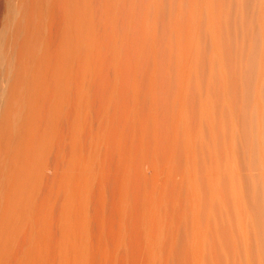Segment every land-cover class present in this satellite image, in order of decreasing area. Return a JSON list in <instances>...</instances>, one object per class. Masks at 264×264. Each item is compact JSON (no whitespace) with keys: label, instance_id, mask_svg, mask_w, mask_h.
Listing matches in <instances>:
<instances>
[{"label":"rangeland","instance_id":"1","mask_svg":"<svg viewBox=\"0 0 264 264\" xmlns=\"http://www.w3.org/2000/svg\"><path fill=\"white\" fill-rule=\"evenodd\" d=\"M25 1H26V3L25 2H24L25 4L23 3L24 6L26 4L28 5V1H29V4L34 3L33 0H25ZM40 1H42V0H36L34 3V5L36 4L35 5L36 8L33 9L35 12H36L37 7H40L41 11H45V10L51 11V9H47L48 4H50V6L48 8H51V6L54 3H56L58 5V6L57 5L54 6L55 8H53L55 10V12H56V7L58 8L59 6H61V7H59V8H61V10H63L62 7L66 8L63 11V14L61 12H59L62 15L61 17L57 16V15H60L58 13V11L56 13L54 12V14L52 12L49 13V11L48 12L45 11L46 13H49V14L52 13L54 15V17L57 14L56 15L58 17L57 19H60V21L54 20V18L51 16L52 19L54 20V22L56 21L55 22L56 25H54L55 23L48 20L49 22L53 23V24L51 23V26L54 25V27H51V28H48V25H46V22H44V23L41 22V16H45V17L47 16L51 20V17L48 16V14H45V12L39 13V12H41L40 9H37V10H39L38 13L41 16H38L35 12H31V14L32 13H35V14L30 15V18H32V17L37 18V20L39 21V22H36L37 26L35 25V21H34V24L33 23H31V24L35 25L38 30H39L38 25H39V27H42V29H43L42 25L44 24V26L48 28V33H45V34H48V35L50 33L52 34V32H54L53 30H55V32L53 34V35H55L54 36L55 40H56V37L57 38L59 37L61 40L62 39L61 36L64 35V37H65V32L68 31L67 29L69 27V24L66 20L65 21L67 22V24L66 23L64 24V22H65L64 19L69 14L70 8H71L70 9L71 13L68 16L69 19H70V16H73L74 19L77 17H80V14H81V17L77 18L79 20L77 21V19H76L77 22H75V23L79 24V25L77 24L79 26V30L77 32H73V34H71L72 31H74V30L76 31V29H78V26L75 24L77 26V28H74V30H72L73 28L71 29V27L74 25L72 23H70V25L71 24L72 25L69 28L72 31L71 32L69 31L70 35L68 34V32L66 33V34H68V37L71 38V39L68 38L70 40L69 42L71 45L70 49H69V51H67V53H66L67 49L65 50L66 54H68V52L70 53L68 55L69 57L65 58L66 55L65 56L63 55V57L65 58V63H68L67 64V66H68L67 74L64 73V72H66L65 70L60 72V73L57 72V74L59 73L60 75L61 74L67 75L65 77L66 80H64L66 86H64L62 88L63 96H61L60 100H57L55 102V105H51L54 103L51 100H50L51 103L48 101L50 103L51 107L53 108V106H54V108H55L53 111V115L51 112L50 113L48 112L51 108H49V110H46L47 113H49L48 114L49 118L51 117V120L49 122L47 120V122L50 123V125L47 123H44L46 121L45 119H44L45 121L42 120L44 122H42L40 120L37 121L38 124L42 125L43 127L45 126V128H44V130L46 129L45 131H47V129L49 128V130H48L49 136H47L46 132H44L42 130H38V128H37L38 126L36 125V123L34 126H31L32 122L30 125L28 124L29 127H32V132H35L34 129L37 128L38 132L41 131V132H43L44 135L46 134L45 136L43 135L44 139H47V137H49V138L47 141L45 140L46 144H45L44 148L42 145H40L42 147L41 148L42 150H39L40 148L37 149L38 146L36 147L37 151L39 150L38 154L35 152L36 150L35 151L33 150L34 151L33 153H36V154H32L33 157L32 156L31 157L37 158V159L39 158V159L38 160L36 159L38 162H35V159H34V163L32 162L33 159H31V162L33 164L37 163V165H35L34 169H32L34 165L32 166V168H30L33 170L32 173L31 174L29 173L30 175L28 174L29 175V176L27 175L28 177L22 176L24 174V172H23V174H21L22 171L20 173L21 174L20 176L23 178L27 177V178H25L27 180L30 177L28 185L26 184L28 181H25V179H24V181L21 180L23 182H26L24 184H23V182L20 181L21 185L23 184V186L25 187V188L23 187L24 189H22V194H24V193H27V194L22 195L20 193L19 187H17L18 189H15L16 188L15 187L14 189L13 188L11 189V193L9 196L15 195L16 193L13 194L14 193L13 191L19 190V193L22 196V199L20 198L21 196L18 194L17 195L19 197L18 198L19 200H17V199H15L16 201L10 200V199H14L15 196L14 197L12 196L13 198L7 197V199H6L4 192H1V191H4L3 189L5 188L6 192L7 191L10 192L9 189L11 188L13 181L11 179H9L10 176L9 177L7 176L8 179H5V180H3L5 175H4V177L0 176V177H2V179L0 178L1 185H3V186L5 185V184H2L3 182H1V181H4V183L6 182L8 184L7 186H4V187L3 186L1 187V185H0V187L2 188V190L0 189L1 190L0 191L1 192V194H0V226H2L4 223L6 226H8L6 228L4 225L6 230H5V228L3 229L1 227V232L3 229L4 234L0 233V247L2 246V248L0 249V264H12V263L14 264V260H16L18 256L20 258V264H32V263L33 264H70V261L72 262V264H76V262H77V264H82V263L83 264H109L110 261L112 262L113 260H114L113 263L116 262L115 260L118 258V256L116 254L121 253V251L124 253V255H129L127 253L128 251L126 250V247H128V246H126V247L123 246V247H125L124 249L122 248V246L119 247L118 246L119 241H116V240L113 241V238L116 239L118 236L120 237V234H118V236L116 235L117 234L116 232L118 231L119 228L117 229L115 227H116V225H118V223L120 221L121 225H120V223H119V225L121 228V226H122L121 220H123V218L125 220V217H127V215H130L133 205L135 207L133 208V211H132L133 214L130 215L131 216L130 220L133 216H136L139 211L143 210L144 206H140L142 208V210L138 211V207L142 202L139 200L138 203H135L137 205H135L134 202H137V201L133 202L131 200L132 196L130 195V192H128L129 188H132V190L135 191L134 193H136V191L140 192L141 191L140 188L138 189L137 187L139 186L138 184H140L141 182H142L141 188H142L143 193H144V195H142V197H145L144 198V201H145L144 204L147 205V206L145 205L147 207V209L143 210L142 213L144 212L147 214H145V215L141 214L140 215L142 218L145 216V219L144 218L142 219L143 221L140 219L142 223L139 222L142 225V230H140L141 236H137L136 234H134L135 232L130 233V234H132V235L134 234L137 237L138 242H139V238H140L141 241L139 243L142 244V247H138V246H140L139 243H138V246L136 245L137 243L135 244L136 239H134V238L131 239V237H133L134 235L131 237L129 236L131 240H129L126 233H125V236L122 237L123 239L124 238L126 239V236H127V239L129 240L128 243L129 244L132 243L131 248H132V245L134 244L135 247L138 249V251H140V249L142 250V251H140L141 253L139 254V257H137L136 261L137 260L138 261H137V263L135 262V264H173V263L174 264H198V263H200V264L201 263L202 264H209V263L210 264H264V151H263L264 150V115H263L264 114V6H263L264 0H115V1L114 0H97V1L96 0H75L76 2L79 1V4H77V6L79 7L78 10H80V9L82 10V11L81 10L80 11L74 10L75 12L71 11L74 9V8L72 9V5H73V7H75L74 4H76L73 0H72L73 2H71V4L65 3V4H67L66 6L71 5V7L68 6L69 8L64 6V2L61 3L62 0H51V1L48 0L49 2L45 1L44 7L41 5L40 6L38 5L40 3ZM19 2H21V0L20 1L19 0H0V48H1L0 51H2L3 55H8V60L12 61V63H11L12 65L14 64L13 67H10V68L14 69V67H15L14 71L16 70V72L18 73V77L20 76V73H21L20 71H23L22 72L23 74H21V76H20V77H22V75L25 76L24 68H26L28 66V64H30L32 62L30 60L31 62H28V64H27V61L30 58L29 55L30 54L32 55V53L34 52V50L30 51L31 47L29 50L30 53L27 51L29 49L28 48L29 43L31 42L30 45L32 46V49L34 47H36V49H37L36 55H38V53H40V51H38V48H41V46L39 47L40 41H38L39 43L36 45L34 43H37V41L35 42V40H34V43L32 45L33 40L29 41V39H27L29 37L32 38V36L36 30V27L31 25V24H30L31 26L35 27L34 30L32 29L33 27L31 28V30H33L32 34L31 33L29 34L31 36H28L27 35L28 33L25 32L26 35H24V37H27L25 40L22 39L23 36H22V38L19 36L21 39H19V37L15 38L16 36H18L17 33L19 32V29L21 27H24V29H27L29 27V23L31 22L28 19L25 21L24 19H21L17 15L21 20H24L26 22V24H27V22H29L28 25H23L24 24V23L22 24L23 21H21L19 18H16L17 16L14 17L15 14L17 13V10H18L16 7H17V5H20ZM65 2H69V1L65 0ZM72 3H74V4H72ZM40 4L43 5L42 2ZM21 6H22V8H24L22 3H21ZM32 7H33V5H32ZM22 8H21V10H22ZM25 8L27 10H24ZM25 8L23 9V11L24 12L26 11L28 13L29 11H28L27 6ZM59 8H58V10L61 11ZM53 9H52V11H53ZM75 9H77V7H75ZM12 11H14L16 13L13 14ZM19 11H20V9H19ZM78 12H79V16H78ZM27 13L25 15V14H23V12L20 11V13H18V14L19 15L21 14V17H22V14L27 16ZM11 14L13 15L11 17H14L13 22H15V25H17L18 32L15 29L16 27H14V26L10 27V25H9L10 28L8 29V24L5 23V22H7L6 21L7 17ZM43 14H45V15H43ZM25 16L23 18L26 19L27 17H25ZM96 18H97V20L93 21ZM17 19L21 22L16 24L15 20H17ZM9 20L10 19L8 17V21ZM34 20H36V19H34ZM104 20H106V21H104ZM149 20H150V23H149ZM57 21H58V23H57ZM68 21H70V20H68ZM49 22H48V24H49ZM59 22H63V23H60V24H63V26L60 25ZM109 22H111V23H109ZM4 24H6V26H7L6 28L8 31L6 30V28L4 29V27H5ZM13 24L14 23H12V25ZM19 26H21V27L19 28ZM25 26H27V27H25ZM76 26H74V27H76ZM30 27H29V29H30ZM59 27L62 28L60 31L57 30V29H59ZM162 27H164V28H162ZM49 29H50V31H49ZM4 30H5V33H4V37H3L2 35H3ZM46 30H44V31L40 30V31H42L41 33H43V35H44L43 37H47V35L45 36V34H44V32H46ZM51 30H52V32H51ZM24 31H26V30H24ZM181 31H184V33ZM36 32L38 33L39 31H36ZM150 32H151V34H150ZM21 33L19 32V35ZM61 33H62V35H61ZM75 33L78 35H76ZM12 34H13V36H12ZM51 34L49 36H52ZM34 35L36 36V34H34ZM115 35H116V37H115ZM96 36H97V38H96ZM160 36H162V37H160ZM36 37H38V36H36ZM39 37L43 38L42 36H39ZM2 38H4V39H2ZM50 38L52 39V37H49V40L51 41V44L49 43L50 45H52V43H57L56 41L53 42V39L51 40ZM59 38L57 39L59 43L55 44V45L53 44V46H50V48H48L47 45L44 44V43H46V40L44 43L41 42L40 45L44 44L48 48V50L50 51V55L52 56V54L57 51V47H58V49L60 48L59 44L61 43V41H59ZM34 39H36V38H34ZM44 39H47V38H43V40L42 39L41 40L44 41ZM68 39L66 37L67 42H68ZM11 40H13V41H11ZM22 40L25 41L26 44L28 43V45H26V46L23 45L24 46L23 50H25V47H27V49L25 50V52L22 51L23 52L22 58L21 57L18 58V56H17L18 54L17 55L15 54V56H16V58H15V57H13L14 56L13 54L16 53V46L18 45V42H21V43H19L20 47H21V44H24V43H22ZM26 40H28V41H26ZM36 40H39V38H37ZM181 41H183V42L180 43ZM88 43H89V45H88ZM98 43H100V45ZM167 43H169V45ZM62 44L64 45V41ZM67 44L69 45V43H67ZM44 45H43V47H45ZM63 45H62V47L64 48V46L66 44L64 46ZM68 45H66V46H68ZM23 46H22V48H23ZM37 46H38V48H37ZM152 46H154V48ZM22 48H21V50H22ZM55 49H56V51L54 52ZM161 49H162V51H161ZM61 50H62V48H61ZM63 50H62V52H63ZM17 52L20 53V50H17ZM35 52H34L33 56L35 55ZM57 52H60V51H57ZM62 52H61V54H62ZM79 52H81V53H79ZM136 52H138V53H136ZM25 53H26V56H24ZM65 53H63V54H65ZM189 53H190V55H189ZM27 54H28V59H25V57L27 58ZM42 54H43V51H42ZM45 54L48 55L49 53L48 54L45 53ZM133 54H134V56H133ZM55 55H58V53ZM97 55H99V56H97ZM10 56L13 58V60L11 58L9 59ZM39 56H40V54H39ZM32 57L30 59H32ZM4 58L5 59H3V60H7L6 56ZM182 58H184L185 61ZM0 59H1V55H0ZM19 59L27 60V61L22 60V62L24 61L23 64L26 63V66H24V65L21 66L22 64H20V63H22V62ZM35 59H37V61L35 60V64H36V62H38V64L40 65L41 62H43L41 60L38 61V56H36ZM44 59H42V60H44ZM56 60H55V62H56ZM127 61L131 62V63L128 64ZM7 62H6L8 65L7 67H6V64L5 63L4 64H5V67L8 68V73H9L11 70L9 68L10 63H9V61H7ZM52 62H54V61H52ZM124 62L126 64H124ZM59 63H58V65H60ZM65 63L61 64V65H63L62 68L63 67L66 68ZM80 63H82V64H80ZM104 63H105V65H104ZM191 63H192V65H191ZM35 64L34 65L31 64V66H33L32 69H34V68L37 69V67H35ZM44 65H41V67L38 66L40 68L39 69L40 72L39 71L38 72L41 73V75H42V70H43L42 67ZM53 65H54V63H53ZM61 65L59 67V70L61 68ZM0 66H3V65H0ZM76 66L79 68H77ZM142 66H144V67H142ZM20 68H22V69H20ZM48 68H46V69H48ZM56 68L54 70H58V67H56ZM125 68L128 69L127 72L126 71L123 72V70ZM28 69H27L28 71H26V73L31 72L32 69L30 68V65L28 66ZM36 69H34V70H36ZM74 69H75V71H74ZM103 69H105V70H103ZM84 70H85V72H84ZM152 70H154L155 72ZM1 71H2V73L0 74L1 77L3 75V77L5 78L6 75L10 74L9 73V74L5 75L3 72V69H1ZM51 71H52V69H51ZM88 71H89V74H88ZM5 72H7V70ZM55 72L56 71H54V73ZM113 72L115 73V75ZM124 73H125V77H122V75H124ZM12 74H13V78H14V73H12ZM29 74L30 73L26 74V77L28 78V80H27V78H26V80H24L25 78H19V80L23 79L24 81H26V83L28 81H30V84H31L32 80H34V78L32 77L34 75H32L31 76L32 78H31V77H29ZM31 74H34V72L32 71ZM38 74H36V75L38 76ZM50 74H51V72L49 73V75ZM55 74H54V76H55ZM98 74H99V76H98ZM41 75L39 77H41ZM58 75H57V78H55L57 82H58V80H57ZM42 76L44 77V75H42ZM1 77H0V80H1ZM18 77H17V81H18ZM39 77L37 78V80L40 79ZM61 77L64 78L63 76H61ZM75 77H77V78H75ZM4 78H3V80H4L3 83H5V81H6V78L5 79ZM29 78H31L32 80H29ZM62 78H61V80L63 81ZM10 79H9V76H7L8 81L5 84H8ZM12 79L10 81H12ZM44 79H45V77H44ZM125 79H127V81ZM40 80H43V79H40ZM61 80L59 78L60 82H62ZM14 81H15V78H14ZM14 81H12L13 86H14ZM35 81H33V86L31 85V87L35 90H33L31 88V90H33V91L31 94H28V97H30L29 95H32L34 91H36V93L38 92L39 94L41 93V91H40L41 86L39 87L40 90L36 89L37 84L35 85V83H36ZM44 81L45 80H43V82ZM171 81H173V82H171ZM1 82L2 81H0V86L2 85L3 87H2V89L0 88V91H2L4 86H5V84H3ZM20 83H21V81H20ZM49 83L51 85H53L54 82L53 83L49 82ZM59 83H56V84H59ZM63 83L59 84V85L63 86ZM73 83L76 86H74ZM106 83H107V85H106ZM18 84L19 83L17 82L16 86ZM190 84L192 87L190 86ZM9 85H10V83L7 86V87H9L8 91L10 90ZM23 85H24V83H22V86ZM27 85H25V88L27 86V88L29 89V84L27 83ZM34 85H35V87H34ZM39 85L40 84L38 83V86ZM42 85H44V83ZM87 85H89V86H87ZM90 85H92V86H90ZM162 85H163V87H162ZM58 86H55L56 89H54V90H57ZM60 86H59V88H60ZM95 86H97V87H95ZM51 87L47 86L46 88H50V90H51L52 89ZM13 88H15V87H12L11 91H13ZM20 88H21V86H20ZM46 88H45V90H46ZM149 88H151V89H149ZM191 89H192V91H191ZM18 90L21 91L19 88H18ZM42 90H44V89H42ZM54 90H52V91H54ZM110 90L112 92H110ZM26 91H24V93H22V94L24 95ZM48 91H49V89H48ZM52 91H49V92H52ZM60 91H59V93H60ZM89 91H90V93H89ZM21 92H23V91H21ZM9 93H10V91L8 92V95H9ZM27 93L28 92H26V94ZM57 93H58V90H57ZM57 93H55V95ZM6 94L7 93L5 92L3 94V96H1V92H0V99H1V97L7 96ZM22 94L20 95L17 93V97L20 98L19 96H22ZM42 94H43V91H42ZM33 95H35V97H37L36 96L37 94H33ZM44 95H45V93H44ZM60 95H62V93ZM52 96L53 95H51V97ZM151 96H152V98H151ZM35 97H34V99H33V97L31 99H28L27 97L26 98L29 100V102L32 103V102H34V100L38 101V100H36L37 98H35ZM41 97L43 98L44 96H41ZM72 97H73V99H72ZM89 97H91V98H89ZM130 97H132V98H130ZM167 97H169V98H167ZM5 98H4V100H5ZM11 98H13V97H11ZM23 98H24V96L21 98L22 101L24 100L25 103L27 104L28 100L23 99ZM53 98H54V96H53ZM53 98H52V100L54 101L55 99H53ZM32 99H33V101H32ZM46 99H48V98H46ZM46 99H44V101ZM94 99H96V100H94ZM4 100H1V101H3V103L0 102L1 105L4 104L5 101H7V100H5V101ZM151 100L152 101L154 100V101L152 102ZM10 101L8 103H10ZM19 101H21V100L19 99L18 102ZM29 102H28V104H29ZM45 102H46V104L44 102H42V103L47 105L48 104L47 101H45ZM184 102L186 103V105H184L185 104ZM215 102H216V104H215ZM19 103L17 104V106L23 105L22 107L24 108L25 104L23 103V104L19 105ZM31 103H30V105H31ZM95 103L99 108L94 105ZM114 103H115V105H114ZM176 103H178V104H176ZM194 103L196 104V106ZM14 104L10 103V105L8 106L10 109V112H12L11 110L13 109L12 114L14 113V110H16V108L17 109L19 108L17 106H16V108H12L13 106L16 105V104L15 105ZM28 104H27L28 107H26L27 110L29 108H31L30 105H28ZM34 104H35V102H34ZM150 104H151V106H150ZM1 107L2 106H0V109H1ZM22 107H21V109L23 111H21L20 108L19 109H20L21 115L24 117L25 116L24 114H26L27 110L24 113L25 109H23ZM42 107L44 109V106H42ZM47 107H49V104L47 105ZM47 107L45 109H48ZM144 107H145V109H144ZM3 108L6 109L5 107H3ZM36 108H39V106ZM106 110H107V112H106ZM183 110H184V112H183ZM29 111H28V113H29ZM32 111H30V113L32 115H30V113L29 114L27 113V116L30 115V116L34 117ZM46 111H45V113H46ZM37 112H38V109H37ZM9 113L5 112V114H3V111H0V115H1L0 116V125H1L0 129L4 125H5L4 128H6V126L8 125V131L6 129H1L3 131L4 130L7 131L6 133L5 132L2 133V135L7 136L6 137L7 139L12 135V133H15L13 131H15V127H16V125L14 124L13 129L11 131H9L10 122L12 124L14 123L13 119H11V118H10V120L9 119L5 120V119H7V118H5L6 115ZM12 114H10V115H12ZM10 115H7V117H9ZM2 116L4 117V119L2 118ZM46 116H47V114H46ZM46 116H44V117L46 118ZM10 117H12V116H10ZM62 117H64V118H62ZM30 118H29V121L32 120V118L31 119ZM35 118H37V117H35ZM24 119L26 120V116ZM4 122H6V123L8 122L9 124L8 123L6 124ZM20 122H21V126L19 124ZM20 122L19 123L15 122L19 126V128L17 127L18 130H21V127L24 128V130H25V126L22 125L23 121L21 120ZM24 122H26V121H24ZM25 124L27 125V123H25ZM33 124H34V122H33ZM186 124H189V125H186ZM199 124H201V125H199ZM227 125H229V126H227ZM35 126H37V127H35ZM93 126H94V128H93ZM33 127H35V128L33 129ZM41 127L39 129H41ZM43 127H42V129H43ZM68 128L71 130H68ZM186 128H187V130H186ZM91 129H93V130H91ZM192 129H194V130H192ZM191 130H192V132H191ZM205 130H206V132H205ZM59 131L61 133L63 132L62 135ZM188 131H190L191 134ZM8 132H11L8 134L9 137L7 135ZM22 132H21V134H22ZM41 132L39 133L40 135L38 134L39 137H41ZM88 133H89V135H88ZM194 133H196V134H194ZM227 133H228V135H227ZM35 134H37V132ZM67 134H68V136H67ZM30 135H31V133H30ZM32 135H34V134H32ZM191 135H193V136H191ZM222 135H223V137H222ZM240 135H241V137H240ZM0 136H1V134H0ZM12 136L9 139L15 138V139H12V141L14 142V140H16V137H15V135L13 137ZM22 136L24 137V135L22 134L19 136V139L20 138L22 139ZM26 136H29V135L26 134ZM178 136H180V137H178ZM186 136L188 138H186ZM29 137L31 138V136H29ZM35 137L31 138V139H35ZM39 137H37V138H39ZM1 138H2V140H4V137H1ZM6 138L4 141H2L0 139L1 142H4V144H8V143H5ZM25 138L22 139V142H23L22 145L23 146L21 147L22 149L19 148L20 151L21 150L23 151V149L25 151V148L30 146V145L28 146V143L30 144V142L24 141ZM28 138H26V139H28ZM43 138L42 139L40 138L42 140L41 144H43V141H44ZM36 139H35V141H36ZM218 139H220V140L218 141ZM7 141L9 142V140H7ZM12 141L10 140V142L12 143V146H13V144L15 146V143H13ZM20 141L21 140H18L17 142H19V144H20ZM28 141H31V140H28ZM37 141H38V139H37ZM171 142H172V144H171ZM193 142L195 143V145ZM132 143L133 144L136 143L137 145L134 144L136 146L131 148V149L134 151L137 148H139V152L138 151H136V152L140 155L139 156L137 155L138 159H136L137 156L134 157L133 159L129 158L130 161H128L126 159L129 163H131V165L129 166V164H128L129 167L128 166L127 167H128V169L132 168V170H130L132 172H133V169H135V167H136L137 171L136 172L134 171L135 174L137 172L139 173L138 167H140L139 169H140L141 175L138 176V174H136V176L139 178L137 179L136 184H133V185H131L132 182L130 183L127 180L128 179L127 177H129V175L127 177L124 175L125 176L124 181H126L125 184H127V186H125V188L126 187L128 188V191L126 193V197L124 198L125 201H124V200H122V197H121L123 195L122 193L124 190L122 191L121 187L118 188L116 186V183L114 182V181H116V173H118L117 170L120 169V164H116V163L119 160L118 158H120V156H119V155H121L120 152L123 150L122 148L125 147V144H126V148L128 149V152L125 154V156L126 157L128 155L133 156L131 153L132 151L130 149V145H127V144H132ZM2 144L3 143H0V150L2 147H5V145L3 146ZM46 145H48V146H46ZM78 145H79V147H78ZM16 146L18 149V145H16ZM99 146H100V148H99ZM139 146H141V147H139ZM227 146L229 149L227 148ZM9 147L11 148L10 145H9ZM9 147L8 148L5 147V148L10 149ZM15 147H14V149L12 148L14 151L16 150ZM5 148H3V149H5ZM59 148H61L62 150ZM83 148H85V149H83ZM140 148H141V150H140ZM192 148L195 150H193ZM7 149H5V150H7ZM12 149H10V151ZM33 149H35V147ZM144 149H146V150H144ZM13 150H12V153L14 152ZM19 150L16 151L17 155H18ZM31 150L29 149L30 152H31ZM216 150H218V151H216ZM224 150H225V152H224ZM10 151L7 150V152H10ZM40 151H41V153H40ZM198 151H200V152H198ZM2 152L7 153L4 150H2ZM30 152H27L25 157H28L31 154ZM12 153H10V155L13 156L14 154H12ZM16 153H15V155H16ZM28 153H30V154H28ZM175 153H177V154H175ZM214 153H215V155H214ZM1 154L0 155L2 157H3V155L5 156L4 160L9 161L13 165L16 164L15 165L16 167L20 166V164L17 165L18 164L17 162H19V160L17 161L16 159H14L12 157L14 159V161H13V160H11L12 158H10L11 156L7 157V155H5L3 153H1ZM39 154H41V155H39ZM160 154H161V158H160ZM157 155H158V157L156 158ZM199 155H200V157H199ZM125 156H124V158H126ZM2 157H1V159H2ZM9 158H10V160H8ZM65 158H66V160H65ZM18 159H19V157H18ZM108 159H109V161H107ZM4 160H2V161L0 160L3 163V164H0L1 166L4 165V163H5ZM15 160L17 162H15ZM21 160L23 161L22 162L23 165L26 162H28L27 159L25 161L24 159L21 158ZM134 160L136 162H133ZM110 161H112V162H110ZM10 163H7L9 165L8 168L5 166L6 164L4 165L6 167L7 171L10 168V165H11ZM56 164L58 166H56ZM107 164H108V166H107ZM211 164H212V166H211ZM29 165H28V167H29ZM86 165H88V166H86ZM90 165L92 167H90ZM126 165H127V162H126ZM188 165L191 168V169L189 168L190 171L188 170ZM199 165L200 166L202 165L203 167L201 166L202 167L201 168V167H199ZM1 166H0V168H1ZM4 166H2V167H4ZM80 166H81V168H80ZM114 166H115V168H114ZM141 166H142V168H141ZM5 167L3 168L4 170H5ZM16 167L13 168V166H12L13 171L16 169ZM22 167L23 166H21V168L20 167L19 168L23 170L24 167L23 168ZM28 167H26V168H28ZM122 167H124V166H122ZM206 167H207V169H206ZM113 168L115 169V171L112 172L113 175H115V178H114L115 180H113V175L111 173V171L114 170ZM117 168H119V169H117ZM150 169H152L153 172ZM1 170H2V168L0 169V171ZM6 170H5V173L7 172ZM19 171H16V172H19ZM29 171H31V170H28V172ZM26 172H27V169H26ZM121 172H120V174H121ZM123 172L125 173V170ZM134 172H133V174H134ZM187 172H189L190 175H188ZM212 172H214V173H212ZM3 173H4V171L0 175H3ZM164 173H165V175H164ZM6 174L7 175L11 174V176L13 175L12 172L6 173ZM61 174H62V176H61ZM127 174H129V173H127ZM149 174H150L151 178L149 177ZM14 175H16V174H14ZM209 175H211V176H209ZM16 176H19V175H16ZM119 176L120 175L117 174V180H118V178L120 179L121 176L120 177ZM165 176H167V178ZM194 176L196 178H194ZM21 177H19V178H21ZM157 177H158V179H155ZM187 177L189 178V180ZM103 178H106V179H103ZM13 179H14V177H13ZM99 179H100V181H99ZM133 179L134 178H131L132 181H133ZM8 181H9V183H8ZM63 181L65 182V184ZM92 181H94V183ZM103 181H105V183ZM121 181H123L122 177H121V180L118 182H121ZM20 182H19V180H17V183H20ZM86 182H90V183H86ZM68 183H70V184H68ZM100 183H101V185H100ZM114 183H115V185H114ZM178 184L180 187H178ZM18 185H16V186H18ZM45 185H47V186H45ZM75 186H77V187H75ZM79 186H81V187H79ZM87 186L89 187V189ZM113 186H115V188L117 187V189H119V190H117L118 193L116 192V189L113 188ZM134 186H136V188ZM59 187H62V188H59ZM105 187H107V188H105ZM217 187H218V189H217ZM32 188H33V190H32ZM123 188H124V184H123ZM28 189H29V191L30 190H32V191L29 192ZM201 189H202V191H201ZM23 190H24V192H23ZM26 191H28V192H26ZM35 191H37V192L35 193ZM79 192H81V193H79ZM119 192L122 195L119 194ZM60 193H62V194H60ZM143 193H139L138 198H140V194H143ZM199 193H200V195H199ZM211 193L213 194V196ZM189 194H190V196H189ZM115 195H117V197ZM3 196H4V199H3ZM103 198H105V199H103ZM115 198H117V199H115ZM134 198L137 199V197H134ZM213 199H215V200H213ZM189 200H191V201H189ZM192 200L194 201V203ZM199 200H201V201H199ZM185 201H187V202H185ZM4 202H7V204ZM9 202L10 203L13 202V204L9 205ZM86 202H88V203L86 204ZM114 202L117 205L115 204V206H114L113 205ZM189 202H191V203H189ZM202 202H203V204H201ZM239 203H240V205H239ZM84 204H85V206H84ZM144 204L142 203L141 205H144ZM41 205L43 206V208L41 207ZM3 206H5L6 207L5 209H7V210L9 208L13 207V209H11V210L9 209V211H7V214L9 212V216H6V214H5L6 211L3 208ZM160 206L162 209L160 208ZM191 206H193V207H191ZM120 207H121V209H120ZM146 207H144V208H146ZM128 208H129V210H128ZM201 208H204V209H201ZM2 209L5 212H2ZM119 210H121L123 212L122 216L119 214ZM230 211H231V213H230ZM182 212H184V213H182ZM205 213H207L208 215H205ZM46 215H47V217H46ZM95 215H97V216H95ZM99 215H101L102 218ZM116 215H117V217L121 216L120 219L117 217H114ZM92 216H94V217H92ZM209 216H210V218H209ZM81 218L83 219V221ZM89 218H91V219H89ZM193 218H195V219H193ZM232 218H233V221H232ZM127 219H129V218L127 217ZM134 219L136 220V218H134ZM187 219H188V221H187ZM1 220L3 223L1 222ZM89 220H91L92 223ZM130 220H128L129 223H130ZM183 220H184V222H183ZM199 220H200V222H199ZM7 221H9V224L7 223ZM99 221H101V222H99ZM128 221L126 220V223ZM50 222H53V223H50ZM170 222H172V223H170ZM1 223H2V225H1ZM85 223H87V224H85ZM109 223L110 224H112V223L116 224V225H113V224L109 225V226H113V229H114V231H116L115 232L116 234L114 233V231H111L112 229L109 230V226H108ZM126 223L124 221V224H126ZM134 223H136V222H134ZM48 224H50V225H48ZM207 224H208V226H207ZM51 225L52 226L55 225V226H53L51 229ZM131 225L129 226V224H128V228L129 227L131 228ZM232 225H233V227H232ZM45 226H47V227H45ZM56 226H57V228H56ZM95 226L96 227L98 226V227L94 228ZM136 226H138V224ZM78 228H80L81 230L80 229L78 230ZM91 229L95 233L94 232L92 233ZM122 229L124 232H128V231H125V227H123ZM198 229H200V230H198ZM221 229L223 232L221 231ZM4 230H5V232H4ZM76 230H77V232H76ZM233 230H234V232H233ZM79 231H80V233H79ZM90 231L92 234L90 233ZM104 231L107 233L109 231H111L116 236L114 237L111 232H109L107 234ZM88 232L90 233L89 234L90 236L88 235ZM136 232H137V230H136ZM72 233H74V234H72ZM97 233H98V235H97ZM48 234H50V235H48ZM110 234H112V235H110ZM197 234H200V235H197ZM219 234L222 236L220 237ZM225 234H227V235L225 236ZM122 235H124V234H122ZM153 235H155V236H153ZM209 235H211V237ZM77 236H78V238H77ZM111 236H113L112 239L110 238ZM197 236L199 239L196 238ZM25 237H26V239H24ZM47 237H48V239H47ZM106 237H107L108 241L105 240ZM191 237H193V238H191ZM118 238H117V240H118ZM223 238L225 240H223ZM20 239H21V241H20ZM76 239L79 241V244H78V241H76ZM99 239H101L100 242H99ZM109 239H111V240H109ZM128 240H126V241H128ZM200 240H201V242H200ZM32 241H34L35 243ZM75 241L77 242V244ZM115 241L117 244L113 243ZM223 241H225V242H223ZM91 242L94 244H92ZM107 242H109V243H107ZM122 242L120 244H122ZM212 242H213L214 247L212 245ZM80 243H81V245H80ZM112 243L117 245L115 247L116 250L113 248L115 250V252H113L114 250H112V247L115 246V245L113 246ZM197 243H199V244H197ZM25 244H26V246H25ZM215 244H217V245H215ZM104 245H105V247H104ZM124 245H128V244L125 243ZM46 246H48V247H46ZM74 246H75V248H74ZM89 246H91V247L89 248ZM92 246H93V248H92ZM234 247H235V249H234ZM35 248H36V250H35ZM156 248L158 251L156 250ZM195 248H197V249H195ZM230 248H231V250H230ZM55 249L56 250L58 249V250L56 251ZM98 249H100V251H98ZM102 249H103L104 253L102 252ZM133 249H135V248H133ZM16 250L20 251L19 255H17L19 251H17V253H16ZM211 250H213V251H211ZM116 251L118 253H116ZM124 251L126 252V254ZM39 252L41 253V256H40ZM44 252H45V254H44ZM130 252L134 253V251H130ZM182 252H183V254H182ZM199 252L201 254H199ZM123 253L118 254L119 257L123 256L121 258L122 261L120 260L121 263L117 259L119 261V264L131 263L132 260L127 261L126 260L127 258H126V256L124 258ZM14 254L17 256H14ZM92 254H94L95 256L94 255L92 256ZM105 254H107L106 255L107 257L104 256ZM110 254L113 255L112 257H114L115 259L110 258V256H111ZM135 254L138 255V253H135ZM75 255H77V257ZM96 255H98V256H96ZM130 255H131V253H130ZM136 255H133L132 257L134 258V256H136ZM193 256H194L195 260L193 259ZM87 257H89V258H87ZM186 257H187V259H186ZM213 257L215 259V262L213 260ZM93 258H94V260H93ZM129 258H131V257H128V259ZM237 258H239V259H237ZM37 260H38V262H37ZM100 260H102V261H100ZM134 260H133V262H134ZM205 260L209 261V262H206ZM46 261H47V263H46ZM91 261L93 263H91ZM15 262L17 263V261H15Z\"/></svg>","mask_w":264,"mask_h":264},{"label":"bare ground","instance_id":"2","mask_svg":"<svg viewBox=\"0 0 264 264\" xmlns=\"http://www.w3.org/2000/svg\"><path fill=\"white\" fill-rule=\"evenodd\" d=\"M19 1H20V0H19ZM33 1H34V3H35L36 0H33ZM45 1H46V2H49L48 0H42V1H40V3L42 2L43 5L40 4V3H39L38 5H39V6L41 5V6L44 7V5H45L44 2H45ZM50 1H51V0H50ZM67 1H69V2H65V0H64V1L62 0V2H61V1H60V2H61V3L64 2V6H66L67 4H65V3L71 4V2L74 1L76 4H74V3H72V4H74V6L77 7V9H75V7H73V5H72V9H73V8H74V9L71 10V11H74V10L80 11V10H81V9L78 10L79 7L77 6V4H79V1H78V2H76L75 0H73V1H72V0H67ZM96 1H97V0H96ZM114 1H115V0H114ZM24 2L26 3L25 0H23V1L21 0V2H19L20 5H17V7H16V8L18 9V10H17V13L14 12V11H12V12H13V14L16 13L14 17H16V16L18 15L21 19H24L25 21H26L27 19H28L29 21H31L30 23L27 22V24H26V22H25L24 20H21L18 16L16 17V18H19L21 21H23V22H22V24L24 23L23 25H28V23H29V27H30L31 25L34 24V21H35V25H36V22H39V21L37 20V18H33V17H32L33 19L30 18V15H33V14L36 13L38 16H41V15H39V13H42V12L44 13L45 11H47V12L49 11V13L52 12V13L54 14L55 10H54L53 8H55L54 6L57 5L56 3H54L53 5L51 4V5H52L51 8H48V7L50 6V4H48L47 9H51V11H50V10L41 11L40 7H37V9H40L41 12H39V10H37V9H36V12H35L33 9L36 8V6H35L36 4H35V5H34V3H33V4H29V1H28V5L26 4V5L24 6V4H25ZM80 2H81V1H80ZM21 3H22V5H23L24 8L27 6L28 11L30 12V13L28 12L29 14H28L26 11H25V12L23 11L24 8H22ZM23 3H24V4H23ZM96 4H97V3H96ZM134 4H135V3H134ZM150 4H151V3H150ZM263 4H264V3H263ZM32 5H33V7H32ZM116 5H117V4H116ZM148 5H149V4H148ZM19 6H20V7H19ZM28 6H29V7H28ZM30 6H31V7H30ZM57 6H58V5H57ZM68 6L71 7V5H68ZM68 6H66V7H68ZM132 6H133V5H132ZM155 6H156V5H155ZM263 6H264V5H263ZM43 7H42V8H43ZM59 7H61V6H59ZM59 7H58V8H59ZM69 7H68V8H69ZM81 7H82V6H81ZM120 7H121V6H120ZM141 7H142V6H141ZM150 7H151V6H150ZM21 8H22V10H21ZM31 8H32V9H31ZM58 8L56 7V12L58 11V13L61 12L62 14H63V11L66 9L65 7H62L63 10H61V8H59V9L61 10V11H59ZM84 8H85V7H84ZM126 8H127V7H126ZM19 9H20L21 12H23V14L26 15V13H27V16H25V15L22 14V17H21V14H20V15L18 14V13H20ZM52 9H53V11H52ZM70 9H71V8H70ZM70 9H69V14H68L67 17H65V19H64V21L66 20V21L68 22L69 27H71L72 24H73L74 26H76L78 23H75V22H77V21L79 20V19H77V18H80V17H81V14H80V17H77V18L74 19L73 16H70V19H69L68 16H69L70 13H71V12H70ZM86 9H87V8H86ZM103 9H104V8H103ZM108 9H109V8H108ZM114 9H115V8H114ZM127 9H128V8H127ZM153 9H154V8H153ZM156 9H157V8H156ZM24 10H27V9L25 8ZM32 10H33V11H32ZM110 10H111V9H110ZM115 10H116V9H115ZM18 11H19V12H18ZM77 11H76V12H77ZM81 11H82V10H81ZM121 11H122V10H121ZM125 11H126V10H125ZM153 11H154V10H153ZM5 12H6V11H5ZM12 12H11V13H12ZM31 12H35V13H32V14H31ZM38 12H39V13H38ZM56 12H55V13H56ZM74 12H75V11H74ZM84 12H85V11H84ZM122 12H123V11H122ZM129 12H130V11H129ZM129 12H128V13H129ZM49 13H46V12H45V14H48V16H50V17L52 16V17L54 18V20H58V21H60V19H57V18H58L57 16H60V17H61V16H62L61 13H59L60 15H57V14H56L57 16L55 15V17H54V15H53L52 13H51V14H49ZM80 13H81V12H80ZM132 13H133V12H132ZM142 13H143V12H142ZM153 13H154V12H153ZM156 13H157V12H156ZM197 13H198V12H197ZM45 14H43V15H45ZM117 14H118V13H117ZM122 14H123V13H122ZM96 15H97V14H96ZM98 15H99V14H98ZM101 15H102V14H101ZM11 16H13V15L11 14V15L8 16L9 19H10V20H11L12 18H13V19H12L11 21H10V20L8 21V17H7V20H6L7 22H5V23L8 24V29H9L11 26H14V27H16L15 29H16L17 32H18L17 25H15V22H13L14 17H11ZM24 16L27 17V18H26V19L23 18ZM78 16H79V12H78ZM88 16H89V15H88ZM132 16H133V15H132ZM134 16H135V15H134ZM139 16H140V15H139ZM46 17H47V16H46ZM46 17H45V16H41V22H43V23L46 22V25H48V28L54 27V25H56V23H55L56 21L54 22V20L52 19V17H51V20H50L48 17H47V18H46ZM71 17H72V18H71ZM123 17H124V16H123ZM16 18H15V19H16ZM29 18H30V19H29ZM44 18H45V19H44ZM66 18H67V19H66ZM88 18H89V17H88ZM34 19H36V20H34ZM42 19H43V20H42ZM73 19H74V20H73ZM76 19H77V21H76ZM124 19H125V18H124ZM127 19H128V18H127ZM132 19H133V18H132ZM138 19H139V18H138ZM44 20H45V21H44ZM48 20H49V21H52V22L55 23V24H54L53 26H51V23H52V22H49ZM68 20H70V21H68ZM71 20H72V21H71ZM96 20H97V18H96L95 20H93V21H96ZM114 20H115V19H114ZM139 20H140V19H139ZM141 20H142V19H141ZM153 20H154V19H153ZM228 20H229V19H228ZM15 21H16V24L19 23V22H21V21H19L18 19L15 20ZM32 21H33V22H32ZM47 21L49 22V24H48ZM58 21H57V23H58ZM66 21L64 22V24H65V23L67 24ZM104 21H106V20H104ZM130 21H131V20H130ZM10 22H11V23H10ZM126 22H127V21H126ZM154 22H155V21H154ZM9 23H10V24H9ZM12 23H14V24L12 25ZM31 23H33V24H31ZM53 23H52V24H53ZM60 23H63V22H59V24H60ZM70 23H72V24L70 25ZM109 23H111V22H109ZM149 23H150V20H149ZM166 23H167V22H166ZM6 24H4L5 27L3 26L4 29L7 27ZM20 24H21V23H20ZM22 24H21V25H22ZM30 24H31V25H30ZM38 24H39V23H38ZM59 24H58V25H59ZM75 24H76V25H75ZM97 24H98V23H97ZM102 24H103V23H102ZM141 24H142V23H141ZM225 24H226V23H225ZM9 25H10V27H9ZM18 25H19V24H18ZM23 25H22V26H23ZM35 25H33V26H35ZM60 25L63 26V24H60ZM78 25H79V24H78ZM78 25H77V26H78ZM80 25H81V24H80ZM33 26H31L30 29H29V27H28L27 29H24V27L19 26V28L21 27V28L19 29V32H20V33L22 32V33H21L22 35H21V34L19 35V32H18V33H17L18 36H16L15 38H17V37H19V36L22 38V36H23L22 39L25 40L27 37H24V35H26V33H28L27 35H28V36H31V35H29V34H30V33L32 34V31L35 29V27H36L37 25H36L35 27H33ZM40 26H41V25H40ZM42 26H43V29H42V27H39V25H38L39 30H38L37 27H36L35 33L33 32V33L36 34V36H38V37H36V36L33 34L32 38H31V37L27 38V39H29V41L33 40V41H32V45H33V43H34V40H35V42L37 41V43H34V44H36V45L39 43L38 41H40V44H41V42L44 43L45 40H46V43H44V44H46L48 48H50V46H53V44H54V45H55V44H58L59 42H58L57 39H58L59 37H58V38L56 37V40H55V37H54L55 35H53L54 32H55V30H53L54 32H52V30H51L52 34H51V33H50V34H51L52 36H49L50 34H49V35H48V34H45V33H48V28L45 27L44 24H43ZM62 26H61V27H62ZM74 26L71 27V29L73 28L72 30H74V28H77V26H76V27H74ZM110 26H111V25H110ZM192 26H193V25H192ZM215 26H216V25H215ZM25 27H27V26H25ZM32 27H33V28H32ZM44 27H45L47 30H46ZM69 27H68V29H67L68 31H67V30H66V31H67L68 34L70 35V32H71L72 30H71ZM166 27H167V26H166ZM180 27H181V26H180ZM183 27H184V26H183ZM22 28H23V29H22ZM31 28H32L33 30H31ZM80 28H81V27H80ZM116 28H117V27H116ZM162 28H164V27H162ZM13 29H14V28H13ZM61 29H62V28L59 27V29H57V30L60 31ZM69 29H70V30H69ZM134 29H135V28H134ZM147 29H148V28H147ZM180 29H181V28H180ZM182 29H183V28H182ZM6 30H7V28H6ZM22 30H23V31H22ZM24 30H26V31H24ZM28 30H29V31H28ZM40 30H42V31L46 30V32H44V34H45V36L47 35V37H43L44 35H43V33H41L42 31H40ZM57 30H56V31H57ZM78 30H79V26H78V29H76V31H75V30L72 31L71 34H73V32H77ZM106 30H107V29H106ZM135 30H136V29H135ZM141 30H142V29H141ZM193 30H194V29H193ZM7 31H8V30H7ZM36 31H39L40 33H39V32L37 33ZM49 31H50V29H49ZM59 31H58V32H59ZM69 31H70V32H69ZM97 31H98V30H97ZM147 31H148V30H147ZM25 32H26V33H25ZM61 32H62V31H61ZM67 32H65V37H64V35H63V36H61V38H62L61 40H60V38H59V41H61V43H60L61 45L59 44V47H60V48L58 49V47H57V51H60V52H57L56 49H55L54 52H55V51H56V52L53 53L52 56L50 55V51L48 50V48H47L44 44H43V45H44L45 47H43V45H40V44H39V47L41 46V48H38V46H37L38 51H40V53H38V55H36V53H37V49H36V47L33 46L34 48L32 49V46L30 45L31 42H30L29 45H28V43L26 44L25 41L22 40V43H24V44H21V47H20V44H19V43H21V42H18V45L16 46V53L13 54V55H14L13 57L16 58L15 54H16V55L18 54V55H17L18 58H20V57L22 58L23 52H25V50L27 49V47H25V50H23V49H24V46H23V45H25V46L28 45V46H29V47H28L29 49H28L27 51H28L29 53H30V51H32V50H34V52L36 51V52H35V55L38 56V61H39V60L43 61V62H41L40 65L38 64V62H36V64H35V60L37 61V59H35V58H36L35 55L33 56L34 52H33V53L31 52L32 55L30 54L31 56L29 55V57H30V58H31L32 56H33V57H32V59L29 58L28 61L25 60V59H28V54H27V58L25 57V59H19V60H21V62H22V60L27 61V64H28V62H31V61H32V62L35 64V67H37V69L34 68V69H36V70H34V69H32L33 66H31V64H32V65H34V64H33L32 62H31L30 64H28V66L30 65V68L32 69V70L30 69L31 72H28V73L31 74L32 71L34 72V74H31V75L29 74V77H31L32 75H34V76H32V77L34 78V80H32V79H31L32 77H31V78H29V80H32V83L30 84V81L27 82V83L29 84V89H30V90H31V88H32L31 85L33 86V81H35V80H36V81H35V82H36L35 85L37 84L36 89H39V87L41 86V87H40L41 90L39 89V90L41 91L40 94H39L38 92L36 93V91L33 92V94H37V95H36L37 97H35V95H33V94H32V95H29L30 97H28V94H31L32 91L35 90V89L32 88L33 90L30 91V90L27 88L28 85H27L26 81H24V80H26V78H27V77H26V74H28V73H26V71L29 70V69H28V66L26 67L28 70H27L26 68H24V70H25V72H24V73H25V76L22 75V77H20L21 74H23V73H22L23 71H20V70H19L21 73L19 72V73H20V76L18 77V73L16 72V70L14 71L15 67H14V69L10 68V67H13L14 64L12 65V64H11L12 61H11V60H8V55H3V54H2V51H0V52H1V53H0V55H1V59H0L1 62H0V65H3V66H0V67H1V68H0V71H1V69H3V72H4L5 75L10 73L9 75H6V76L4 75L5 78H6L5 83H7V81H8V80H7V76H9V79H10V78H11V79L13 78V74H12V73H14V78H15V81H14V78L12 79V81H14V86L12 85V84H13L12 81H10L11 79L9 80V83H10V85H9V86H10V90H9V91H10V93H9V95H8V92H9L8 89H9V87H7V86H8L9 83H8V84L3 83V82H4V80H3L4 77H3V75H2V77L0 76V77H1V80H0V81H2L1 83L5 84V86H4L3 90H2L3 92L0 91V92H1V96H3V94H4L5 92L7 93L6 95L8 96V97H7V96L1 97V99H0V102H1V103H3V101H1V100H4L5 97H6L5 100H7V101L4 100L5 103L2 104V105H1V103H0V106H2L1 109H2L3 107L6 108V109L3 108L4 110H3V109H2V110L0 109V111H3V114H5V112H8V113H9V112H10V109H9L8 106L10 105V103H13V104L15 103L16 105L14 104L15 106H13L12 108H16L17 104L20 102L19 105H20V104H23V103L25 104V105H24V108L22 107L23 105H20V106H17V107H19L20 109H21V107H22L23 109H25V110H24V113H25V111L27 110L26 107H28V106H27V104H28V102H29L28 99H31L32 97H33V99H34V97H35V98H37L36 100H38V101H35V100H34L35 104H34V102H32V103L29 102L28 105H30V103H31V105H30L31 108H29V109L27 110L26 114H24V115L26 116V120L24 119L25 116L23 117V116L21 115V113H20V109H19V108H18V109L16 108L17 111L14 110V113H13L14 115L12 114L13 109L11 110L12 112H10L9 114H7V115L12 114V115H10V116H12L13 118L10 117V116L7 117V115H6L5 118H7V119H5V120H8V119L10 120V118H11V119H13V122H14V123L12 124V123L9 121L11 125L7 122V123L9 124V126H10V127H9V128H10L9 131H11V130L13 129L14 124L16 125V127H15V131H13V132H15V133H12V135H13V136L15 135V137H16V140H14V142L12 141V139H15V138H11V139H9L12 135L9 137L8 134L11 133V132H8V133H7L8 137H9L8 139L6 138L7 136L2 135L3 132L6 133V132L8 131V125L6 126V128H4L5 125L1 128V129H6L7 131H5V130L3 131V130L0 129V130H1V131H0V132H1V133H0V134H1L0 139L2 140L1 137H4V140H5V138H6V141L9 140V142H8V141H7V142L5 141V143H8V144H4V142H1V140H0V143H3V144H2L3 146L5 145V147L8 148L9 145H10L11 148H10V147H9V148H10V149H12V148L14 149V147H15L16 145H18V149H17V146L15 147V148H16L15 151L12 149V150L14 151L13 153H12V150L10 151V149H7V148L1 146L2 148H1V150H0V154L3 153V154H5V155H7V157H10V156H11L10 158L13 157V158L16 159L17 161L19 160V162H17V161L15 160V162L18 163L17 165L20 164V166H17V167H16V166H15V165H16L15 163H14L15 165L11 164L9 161L4 160V157H5L4 155H3V157L1 156L2 154L0 155V160H1V161H2V160L5 161L4 165L6 164L5 166H6L7 168L9 167V165H8L7 163H10V164H11V165H10V168L8 169V171L6 170V167H5L4 165H2V166L5 167V170L7 171L6 173H11V172H12V174H13V173L15 172L14 174L19 175V176H16V175H14V174H13L12 176H11V174H10V175H7V174L5 173V170L3 169L4 167H2V166L0 165L1 168H2V170L0 171V174L4 171L3 175H0V176H3V177H4V175H5V177H6V178L4 177L3 180L8 179V177L10 176L9 179H11V180L13 181L12 186H11V188L9 189L10 192H8V191L6 192V191H5V190H6L5 188L3 189L4 191H1V190H2L1 187H2L3 185H1V183H0V185H1V187H0L1 190H0V191H1V192H4V194H5V196H6V199H7V197L13 198V197L15 196L14 199H10V198H9V199L12 200V201L15 200V199L19 200V199H18V198H19L18 195H20V193L22 194V189L25 188V187L23 186V184L26 183V182H23V181H24L25 178H27V177L32 173V171H33L32 169H34L35 165H37V163L33 164V163H34V159H35V162H38L37 160L39 159V158H38V159H37V158H32V157H33L32 154H36V153L38 154L39 150H42V149H41L42 147H41L40 145H42L43 148H44V146H45V144H46V143H45V140L47 141L48 138H49V137H47V139H44V138H43V135H44V134H43V132H41V131H40V132H41V137H39V135H40L39 133H40V132H38V130H42V131L46 132L47 136H49V133H48V132H49V131H48L49 128L47 129V131H45V130H46V129L44 130L45 126L43 127L42 125L38 124L37 121H39V120L42 121V120L45 119L46 121L44 120L45 122H44V121H42V122L47 123V124L50 125V123H48V122L51 120V117L49 118V115H48V114L51 112L52 115H53V111H54V109H55L54 106H53V108H52L51 105H55V102H56L57 100H60V99H61V96H63L62 88H63L64 86H66L64 80H66L65 77H66L67 75H65V74H67V69H68V66H67L68 63H65V58H66V57H67V58L69 57L68 55H69L70 53H69V52H68V54H66V53H67V51H69L70 46H71V45H70V42H69V41H70L69 39H71V38L68 37V34H66ZM82 32H83V31H82ZM181 32L184 33V31H181ZM191 32H192V31H191ZM4 33H5V30L3 31V35H2L3 37H4ZM56 33H57V32H56ZM56 33H55V34H56ZM92 33H93V32H92ZM120 33H121V32H120ZM17 34H16V35H17ZM40 34H41V35H40ZM75 34H76V33H75ZM150 34H151V32H150ZM154 34H155V33H154ZM61 35H62V33H61ZM76 35H78V34H76ZM217 35H218V34H217ZM12 36H13V34H12ZM39 36H42L43 38H47V39H44V41H42L43 38H41V37H39ZM48 36H49V37H52L53 42L56 41L57 43H52V45H50V44H51V41L49 40V37H48ZM59 36H60V35H59ZM188 36H189V35H188ZM20 37H19V39H21ZM53 37H54V38H53ZM66 37H67V39L69 38V39H68V42H67V40H66ZM100 37H101V36H100ZM113 37H114V36H113ZM115 37H116V35H115ZM122 37H123V36H122ZM140 37H141V36H140ZM156 37H157V36H156ZM160 37H162V36H160ZM34 38H36V39L39 38V40H36V39H34ZM40 38H41L42 40H41ZM96 38H97V36H96ZM108 38H109V37H108ZM182 38H183V37H182ZM2 39H4V38H2ZM50 39H51V38H50ZM52 39H51V40H52ZM64 39H65V40H64ZM83 39H84V38H83ZM100 39H101V38H100ZM102 39H103V38H102ZM114 39H115V38H114ZM157 39H158V38H157ZM186 39H187V38H186ZM189 39H190V38H189ZM95 40H96V39H95ZM155 40H156V39H155ZM11 41H13V40H11ZM26 41H28V40H26ZM63 41H64V45H65V44L68 45L67 43H69V45H68V46L65 45V46H66V47H65V46L62 44ZM110 41H111V40H110ZM121 41H122V40H121ZM189 41H190V40H189ZM71 42H72V41H71ZM176 42H177V41H176ZM182 42H183V41H181L180 43H182ZM191 42H192V41H191ZM47 43H48V44H47ZM49 43H50V44H49ZM77 43H78V42H77ZM105 43H106V42H105ZM109 43H110V42H109ZM126 43H127V42H126ZM1 44H2V43H1ZM98 44L100 45V43H98ZM110 44H111V43H110ZM149 44H150V43H149ZM151 44H152V43H151ZM167 44L169 45V43H167ZM167 44H166V45H167ZM178 44H179V43H178ZM62 45L64 46V48L62 47ZM73 45H74V44H73ZM78 45H79V44H78ZM83 45H84V44H83ZM86 45H87V44H86ZM88 45H89V43H88ZM101 45H102V44H101ZM103 45H104V44H103ZM155 45H156V44H155ZM13 46H14V45H13ZM22 46H23V48H22ZM104 46H105V45H104ZM161 46H162V45H161ZM176 46H177V45H176ZM182 46H183V45H182ZM11 47H12V46H11ZM30 47H31V50H30ZM68 47H69V48H68ZM76 47H77V46H76ZM78 47H79V46H78ZM101 47H102V46H101ZM145 47H146V46H145ZM152 47L154 48V46H152ZM191 47H192V46H191ZM21 48H22V50H21ZM46 48H47V49H46ZM61 48H62V50L64 49L63 52H62ZM111 48H112V47H111ZM125 48H126V47H125ZM133 48H134V47H133ZM166 48H167V47H166ZM181 48H182V47H181ZM0 49H1V48H0ZM12 49H13V48H12ZM35 49H36V50H35ZM66 49H67V50H66ZM97 49H98V48H97ZM101 49H102V48H101ZM109 49H110V48H109ZM128 49H129V48H128ZM140 49H141V48H140ZM189 49H190V48H189ZM17 50H20V53H21L22 51H23V52L20 54V53L17 52ZM29 50H30V51H29ZM47 50H48V51H47ZM65 50H66V53H65ZM136 50H137V49H136ZM150 50H151V49H150ZM164 50H165V49H164ZM172 50H173V49H172ZM27 51H26V52H27ZM42 51H43V54H44L46 57L42 54ZM46 51H47V52H46ZM143 51H144V50H143ZM152 51H153V50H152ZM161 51H162V49H161ZM181 51H182V50H181ZM11 52H12V51H11ZM28 52H27V53H28ZM61 52H62V54H61ZM132 52H133V51H132ZM141 52H142V51H141ZM182 52H183V51H182ZM194 52H195V51H194ZM45 53H47V54L49 53V54L46 55ZM57 53H58V55H55V54H57ZM59 53H60V54H59ZM63 53H65V54H63ZM79 53H81V52H79ZM106 53H107V52H106ZM114 53H115V52H114ZM114 53H113V54H114ZM116 53H117V52H116ZM122 53H123V52H122ZM136 53H138V52H136ZM178 53H179V52H178ZM39 54H40V56H39ZM71 54H72V53H71ZM120 54H121V53H120ZM141 54H142V53H141ZM152 54H153V53H152ZM163 54H164V53H163ZM171 54H172V53H171ZM20 55H21V56H20ZM63 55H64V56L66 55L65 58L63 57ZM103 55H104V54H103ZM147 55H148V54H147ZM179 55H180V54H179ZM189 55H190V53H189ZM5 56L7 57V60H3V59H5V58H4ZM24 56H26V53L24 54ZM61 56H62V57H61ZM81 56H82V55H81ZM85 56H86V55H85ZM87 56H88V55H87ZM97 56H99V55H97ZM133 56H134V54H133ZM138 56H139V55H138ZM181 56H182V55H181ZM48 57H49V58H48ZM54 57H55V58H54ZM59 57H60V58H59ZM129 57H130V56H129ZM144 57H145V56H144ZM151 57H152V56H151ZM182 57H183V56H182ZM187 57H188V56H187ZM209 57H210V56H209ZM10 58L13 60V58H12L11 56L9 57V59H10ZM33 58H34V59H33ZM44 58H45V59H44ZM62 58H63V59H62ZM82 58H83V57H82ZM121 58H122V57H121ZM42 59H44V60H42ZM56 59H57V60H56ZM58 59H59L62 63H61ZM61 59H62V60H61ZM85 59H86V58H85ZM103 59H104V58H103ZM169 59H170V58H169ZM182 59H184V58H182ZM188 59H189V58H188ZM193 59H194V58H193ZM30 60H31V61H30ZM55 60H56V62H55ZM87 60H88V59H87ZM127 60H128V59H127ZM143 60H144V59H143ZM5 61H6V62L9 61V63H10V64H9V68H10L11 70H10L9 73H8V68H6V67L8 66V65H7L8 62L6 63ZM10 61H11V62H10ZM52 61H54V62H52ZM85 61H86V60H85ZM105 61H106V60H105ZM123 61H124V60H123ZM169 61H170V60H169ZM184 61H185V59H184ZM191 61H192V60H191ZM23 62H24V61H23ZM23 62L20 63V64H22L21 66H23V65L26 66V63L23 64ZM59 62H60V63H59ZM67 62H68V61H67ZM79 62H80V61H79ZM86 62H87V61H86ZM110 62H111V61H110ZM152 62H153V61H152ZM167 62H168V61H167ZM4 63L6 64V67H5V64H4ZM43 63H44V64L46 63V64H45L46 66H45ZM47 63H48V64H47ZM49 63H50V64H49ZM53 63H54V65H53ZM58 63H59L60 65L63 64V63H65L66 66H65V65H64V66H65L66 68L63 67V68H64V69H63V68H62L63 65H61V68H60L61 71H60V70H59L60 65H58ZM127 63L130 64L131 62H128V61H127ZM148 63H149V62H148ZM186 63H187V62H186ZM37 64H38V65H37ZM76 64H77V63H76ZM80 64H82V63H80ZM83 64H84V63H83ZM100 64H101V63H100ZM117 64H118V63H117ZM124 64H126V63L124 62ZM41 65H44V66L42 67L43 70H42V69H41V70H42V75H44L45 79H44V77L41 75V73H39V72H40V70H39L40 68H39V67H41ZM52 65H53V66H52ZM56 65H57V66H56ZM102 65H103V64H102ZM104 65H105V63H104ZM167 65H168V64H167ZM191 65H192V63H191ZM38 66H39V67H38ZM47 66H48L49 68H48ZM82 66H83V65H82ZM113 66H114V65H113ZM133 66H134V65H133ZM56 67H58V70H54ZM76 67H77V66H76ZM84 67H85V66H84ZM142 67H144V66H142ZM160 67H161V66H160ZM183 67H184V66H183ZM194 67H195V66H194ZM18 68H19V67H18ZM46 68H48V69H46ZM77 68H79V67H77ZM109 68H110V67H109ZM192 68H193V67H192ZM5 69L7 70V72H5V71H6ZM20 69H22V68H20ZM51 69H52L53 72L51 71ZM56 69H57V68H56ZM126 69H127V68H125V69L123 70V72H124V71L127 72L128 69H127V70H126ZM168 69H169V68H168ZM174 69H175V68H174ZM46 70H47V71H46ZM64 70L66 71V72H64L65 74H64V75H63V74L60 75L59 73L62 72V71H64ZM85 70H86V69H85ZM85 70H84V72H85ZM103 70H105V69H103ZM103 70H102V71H103ZM112 70H113V69H112ZM169 70H170V69H169ZM169 70H168V71H169ZM172 70H173V69H172ZM13 71H14V72H13ZM38 71H39V72H38ZM48 71H49V72H48ZM54 71H56V72H55L56 74L54 73ZM74 71H75V69H74ZM89 71H90V70H89ZM89 71H88V74H89ZM130 71H131V70H130ZM145 71H146V70H145ZM152 71H154V70H152ZM11 72H12V73H11ZM15 72H16V73H15ZM50 72H51V74H52L53 76H52L51 74L49 75ZM57 72H59V73H58L59 75L57 74ZM71 72H72V71H71ZM82 72H83V71H82ZM106 72H107V71H106ZM106 72H105V73H106ZM114 72H115V71H114ZM114 72H113V73H114ZM131 72H132V71H131ZM154 72H155V71H154ZM170 72H171V71H170ZM178 72H179V71H178ZM1 73H2V71L0 72V74H1ZM35 73H36V74L39 73L38 76H37ZM44 73H45V74H44ZM46 73H47V74H46ZM93 73H94V72H93ZM168 73H169V72H168ZM54 74H55L56 77L54 76ZM108 74H109V73H108ZM122 74H123V73H122ZM136 74H137V73H136ZM165 74H166V73H165ZM237 74H238V73H237ZM40 75H41V77H39ZM45 75H46V76H45ZM47 75H48V76H47ZM57 75H58V79H57L58 82H57L56 79H55V78H57ZM100 75H101V74H100ZM103 75H104V74H103ZM114 75H115V73H114ZM126 75H127V74H126ZM170 75H171V74H170ZM185 75H186V74H185ZM190 75H191V74H190ZM195 75H196V74H195ZM11 76H12V77H11ZM27 76H28V75H27ZM35 76H36V77H35ZM49 76H50V77H49ZM61 76H63L64 78H62ZM83 76H84V75H83ZM98 76H99V74H98ZM98 76H97V77H98ZM107 76H108V75H107ZM17 77H18V81H17ZM38 77H39L40 79L45 80V81L43 82V80H40V79H39L40 81L37 80ZM77 77H78V76H77ZM77 77H75V78H77ZM84 77H85V76H84ZM88 77H89V76H88ZM104 77H105V76H104ZM104 77H103V78H104ZM119 77H120V76H119ZM122 77H125V73H124V75H122ZM122 77H121V78H122ZM189 77H190V76H189ZM5 78H4V79H5ZM19 78H25V79H24V80H23V79H20V80H19ZM52 78H53V79H52ZM59 78H60V80H61V78H62L63 81L61 80L62 82H60V81H59ZM90 78H91V77H90ZM103 78H102V79H103ZM159 78H160V77H159ZM190 78H191V77H190ZM49 79H50V80H49ZM93 79H94V78H93ZM108 79H109V78H108ZM113 79H114V78H113ZM143 79H144V78H143ZM22 80H23V81H22ZM27 80H28V78H27ZM54 80H55V81H54ZM73 80H74V79H73ZM125 80L127 81V79H125ZM136 80H137V79H136ZM141 80H142V79H141ZM167 80H168V79H167ZM190 80H191V79H190ZM20 81H21V83H20ZM77 81H78V80H77ZM112 81H113V80H112ZM145 81H146V80H145ZM152 81H153V80H152ZM157 81H158V80H157ZM163 81H164V80H163ZM17 82H18L19 84L16 86V83H17ZM42 82L44 83V85H42V84H43ZM45 82H46V83H45ZM49 82H51V83L54 82V83H53V85H51ZM59 82H60V83H59ZM63 82H64V83H63ZM106 82H107V81H106ZM110 82H111V81H110ZM120 82H121V81H120ZM136 82H137V81H136ZM171 82H173V81H171ZM188 82H189V81H188ZM22 83H24L23 86H22ZM38 83L40 84L39 86H38ZM48 83H49L50 85H49ZM56 83H59V84H62V83H63V86H60L59 84H56ZM81 83H82V82H81ZM96 83H97V82H96ZM111 83H112V82H111ZM146 83H147V82H146ZM176 83H177V82H176ZM189 83H190V82H189ZM20 84H21V85H20ZM64 84H65V85H64ZM117 84H118V83H117ZM117 84H116V85H117ZM136 84H137V83H136ZM19 85L21 86V88H20ZM25 85H27L26 88H25ZM35 85H34V87H35ZM46 85H47L48 87H51V86H52V87H51L52 89L50 90V88H46V87H47ZM58 85L60 86L61 89L59 88ZM73 85H74V83H73ZM83 85H84V84H83ZM106 85H107V83H106ZM106 85H105V86H106ZM170 85H171V84H170ZM184 85H185V84H184ZM186 85H187V84H186ZM11 86H12V87H15V88H13V91H11V90H12V87H11ZM53 86H54V87H53ZM55 86H58V87H57L58 93H57V90H54V89H56ZM74 86H76V85H74ZM81 86H82V85H81ZM87 86H89V85H87ZM90 86H92V85H90ZM100 86H101V85H100ZM137 86H138V85H137ZM173 86H174V85H173ZM190 86H191V84H190ZM2 87H3V86L1 85L0 88L2 89ZM5 87H6V88H5ZM43 87H44V88H43ZM95 87H97V86H95ZM162 87H163V85H162ZM177 87H178V86H177ZM187 87H188V86H187ZM191 87H192V86H191ZM18 88H19L21 91H23V92L19 91ZM24 88H25L27 91H26ZM45 88H46L47 91H48V89H49V91H52V90H54V91H52V92H49V91H48V92H47V91L45 90ZM58 88H59V89H58ZM90 88H91V87H90ZM160 88H161V87H160ZM42 89H44V90H42ZM78 89H79V88H78ZM82 89H83V88H82ZM149 89H151V88H149ZM188 89H189V88H188ZM192 89H193V88H192ZM192 89H191V91H192ZM4 90H5V91H4ZM28 90H29L30 92H29ZM60 90H61V91H60ZM99 90H100V89H99ZM101 90H102V89H101ZM139 90H140V89H139ZM154 90H155V89H154ZM7 91H8V92H7ZM24 91H26V92H28V93L26 94V92H25V94L23 95L22 93H24ZM42 91H43V94H42ZM55 91H56V92H55ZM59 91H60V93H59ZM82 91H83V90H82ZM92 91H93V90H92ZM116 91H117V90H116ZM150 91H151V90H150ZM11 92H12V93H11ZM46 92H47V93H46ZM54 92L57 93L58 95L56 94V95H57V96H56ZM96 92H97V91H96ZM110 92H112V91L110 90ZM140 92H141V91H140ZM168 92H169V91H168ZM186 92H187V91H186ZM2 93H3V94H2ZM17 93L20 94V95L22 94V96H19V95H18V96L20 97V98H18V97H17ZM44 93H45L46 96L44 95ZM52 93H53V94H52ZM61 93H62V95H60ZM64 93H65V92H64ZM89 93H90V91H89ZM92 93H93V92H92ZM115 93H116V92H115ZM141 93H142V92H141ZM144 93H145V92H144ZM41 94H42V95H41ZM48 94H49V95H48ZM69 94H70V93H69ZM71 94H72V93H71ZM87 94H88V93H87ZM103 94H104V93H103ZM150 94H151V93H150ZM183 94H184V93H183ZM10 95H11V96H10ZM26 95H27V96H26ZM51 95H53L54 98H53V96L51 97ZM95 95H96V94H95ZM101 95H102V94H101ZM144 95H145V94H144ZM172 95H173V94H172ZM9 96H10V97H9ZM23 96H24L23 99H27V98H28V99H27V100H28L27 104L25 103L24 100L22 101L21 98H22ZM31 96H32V97H31ZM41 96H44V97H43L44 99L48 98V99H46L45 101H47V103L49 104V107H47L48 104L45 105L46 102L44 101V99H43ZM65 96H66V95H65ZM79 96H80V95H79ZM92 96H93V95H92ZM107 96H108V95H107ZM148 96H149V95H148ZM153 96H154V95H153ZM158 96H159V95H158ZM191 96H192V95H191ZM11 97H13V98H11ZM26 97H27V98H26ZM50 97H51V98H50ZM74 97H75V96H74ZM111 97H112V96H111ZM138 97H139V96H138ZM141 97H142V96H141ZM175 97H176V96H175ZM49 98H50V99H49ZM52 98L55 99V100L53 101ZM56 98H57V99H56ZM85 98H86V97H85ZM87 98H88V97H87ZM89 98H91V97H89ZM130 98H132V97H130ZM151 98H152V96H151ZM161 98H162V97H161ZM167 98H169V97H167ZM176 98H177V97H176ZM185 98H186V97H185ZM191 98H192V97H191ZM17 99H18V100L20 99L21 101L18 102ZM33 99H32V101H33ZM72 99H73V97H72ZM157 99H158V98H157ZM10 100H11V101H10ZM27 100H26V101H27ZM50 100H51L52 102H54V103L51 104V105H50V103H51ZM76 100H77V99H76ZM83 100H84V99H83ZM94 100H96V99H94ZM130 100H131V99H130ZM171 100H172V99H171ZM9 101H10V103H8ZM41 101L44 102L45 104L42 103ZM48 101H49L50 103H49ZM61 101H62V100H61ZM125 101H126V100H125ZM151 101H152V100H151ZM151 101H150V102H151ZM153 101H154V100H153ZM153 101H152V102H153ZM183 101H184V100H183ZM186 101H187V100H186ZM6 102H7L8 104H7ZM83 102H84V101H83ZM188 102H189V101H188ZM192 102H193V101H192ZM200 102H201V101H200ZM204 102H205V101H204ZM40 103H41V104H40ZM57 103H58V102H57ZM65 103H66V102H65ZM91 103H92V102H91ZM112 103H113V102H112ZM137 103H138V102H137ZM157 103H158V102H157ZM184 103H185V102H184ZM196 103H197V102H196ZM210 103H211V102H210ZM6 104H7V105H6ZM37 104H38V105H37ZM42 104H43V105H42ZM81 104H82V103H81ZM176 104H178V103H176ZM194 104H195V103H194ZM215 104H216V102H215ZM11 105H12V104H11ZM33 105H34V106H33ZM91 105H92V104H91ZM94 105L97 106L96 103H95ZM114 105H115V103H114ZM140 105H141V104H140ZM184 105H186V103H185ZM6 106H7V107H6ZM35 106H36V107L39 106V108H36ZM42 106H44V109H43ZM45 106H46L48 109H45V108H46ZM83 106H84V105H83ZM92 106H93V105H92ZM150 106H151V104H150ZM195 106H196V104H195ZM195 106H194V107H195ZM10 107H11V106H10ZM32 107H33V108H32ZM97 107H98V106H97ZM103 107H104V106H103ZM106 107H107V106H106ZM127 107H128V106H127ZM166 107H167V106H166ZM183 107H184V106H183ZM194 107H193V108H194ZM201 107H202V106H201ZM215 107H216V106H215ZM233 107H234V106H233ZM49 108H51V109L49 110ZM75 108H76V107H75ZM82 108H83V107H82ZM98 108H99V107H98ZM111 108H112V107H111ZM148 108H149V107H148ZM213 108H214V107H213ZM37 109H38V112H37ZM59 109H60V108H59ZM62 109H63V108H62ZM80 109H81V108H80ZM101 109H102V108H101ZM144 109H145V107H144ZM191 109H192V108H191ZM204 109H205V108H204ZM6 110H7V111H6ZM29 110H30V111H32V110L34 111V112L32 111L34 117H33V116H30V115H32V114L30 113ZM39 110H40V111H39ZM46 110H49V111H48L49 113H47ZM187 110H188V109H187ZM213 110H214V109H213ZM221 110H222V109H221ZM4 111H5V112H4ZM21 111H23V110L21 109ZM28 111H29V113H30V115H28L29 117L27 116ZM45 111H46V113H45ZM71 111H72V110H71ZM80 111H81V110H80ZM83 111H84V110H83ZM100 111H101V110H100ZM201 111H202V110H201ZM201 111H200V112H201ZM216 111H217V110H216ZM222 111H223V110H222ZM15 112H16V113H15ZM17 112H18V113H17ZM36 112H37V113H36ZM42 112H43V113H42ZM106 112H107V110H106ZM124 112H125V111H124ZM140 112H141V111H140ZM163 112H164V111H163ZM183 112H184V110H183ZM186 112H187V111H186ZM189 112H190V111H189ZM220 112H221V111H220ZM29 113H28V114H29ZM35 113H36V114H35ZM187 113H188V112H187ZM190 113H191V112H190ZM203 113H204V112H203ZM17 114H18V115H17ZM46 114H47V116H46ZM78 114H79V113H78ZM83 114H84V113H83ZM227 114H228V113H227ZM20 115H21V116H20ZM70 115H71V114H70ZM73 115H74V114H73ZM86 115H87V114H86ZM104 115H105V114H104ZM134 115H135V114H134ZM144 115H145V114H144ZM152 115H153V114H152ZM156 115H157V114H156ZM177 115H178V114H177ZM201 115H202V114H201ZM207 115H208V114H207ZM263 115H264V114H263ZM0 116H1V115H0ZM3 116H4V115H3ZM3 116H2V118L4 119ZM44 116H46L47 119H46ZM123 116H124V115H123ZM153 116H154V115H153ZM157 116H158V115H157ZM27 117H28V118H27ZM30 117L32 118V120L29 121V118H30ZM35 117H37V118H35ZM43 117H44V118H43ZM59 117H60V116H59ZM64 117H65V116H64ZM64 117H62V118H64ZM71 117H72V116H71ZM80 117H81V116H80ZM100 117H101V116H100ZM131 117H132V116H131ZM166 117H167V116H166ZM197 117H198V116H197ZM206 117H207V116H206ZM18 118H19L20 120H19ZM31 118H30V119H31ZM41 118H42V119H41ZM48 118H49V119H48ZM83 118H84V117H83ZM92 118H93V117H92ZM151 118H152V117H151ZM177 118H178V117H177ZM212 118H213V117H212ZM218 118H219V117H218ZM218 118H217V119H218ZM240 118H241V117H240ZM16 119H17V120H16ZM27 119H28V120H27ZM71 119H72V118H71ZM77 119H78V118H77ZM87 119H88V118H87ZM197 119H198V118H197ZM213 119H214V118H213ZM21 120L23 121V124H22V125L25 126V130H24V128L21 127V130H22V131L24 130L23 132H22L21 130H18L19 126H18V124L15 123V122L19 123ZM47 120H48V122H47ZM129 120H130V119H129ZM183 120H184V119H183ZM24 121H26V122H24ZM28 121H29V122H28ZM104 121H105V120H104ZM114 121H115V120H114ZM114 121H113V122H114ZM31 122H32V124H31ZM33 122H34V124H33ZM133 122H134V121H133ZM138 122H139V121H138ZM149 122H150V121H149ZM211 122H212V121H211ZM219 122H220V121H219ZM260 122H261V121H260ZM4 123H6V122H4ZM4 123H3V124H4ZM7 123H6V124H7ZM25 123H27V125H26ZM35 123H36V125L38 126V127L35 126V127L38 128V130H37V128L33 127V129L35 128V129H34L35 132H32V127H29V125L31 124V126H34ZM144 123H145V122H144ZM173 123H174V122H173ZM198 123H199V122H198ZM203 123H204V122H203ZM206 123H207V122H206ZM206 123H205V124H206ZM19 124H20V126H21V122H20ZM28 124H29V125H28ZM59 124H60V123H59ZM122 124H123V123H122ZM154 124H155V123H154ZM70 125H71V124H70ZM72 125H73V124H72ZM136 125H137V124H136ZM167 125H168V124H167ZM182 125H183V124H182ZM182 125H181V126H182ZM186 125H189V124H186ZM197 125H198V124H197ZM197 125H196V126H197ZM199 125H201V124H199ZM0 126H1V125H0ZM24 126H23V127H24ZM41 126L43 127V129H42ZM65 126H66V125H65ZM176 126H177V125H176ZM203 126H204V125H203ZM218 126H219V125H218ZM227 126H229V125H227ZM17 127H18V128H17ZM40 127H41V129H39ZM55 127H56V126H55ZM104 127H105V126H104ZM121 127H122V126H121ZM133 127H134V126H133ZM187 127H188V126H187ZM16 128H17V129H16ZM65 128H66V127H65ZM93 128H94V126H93ZM101 128H102V127H101ZM142 128H143V127H142ZM184 128H185V127H184ZM192 128H193V127H192ZM204 128H205V127H204ZM208 128H209V127H208ZM27 129H28V130H27ZM29 129H30V130H29ZM108 129H109V128H108ZM146 129H147V128H146ZM195 129H196V128H195ZM34 130H33V131H34ZM68 130H71V129L68 128ZM87 130H88V129H87ZM91 130H93V129H91ZM98 130H99V129H98ZM144 130H145V129H144ZM156 130H157V129H156ZM186 130H187V128H186ZM189 130H190V129H189ZM192 130H194V129H192ZM192 130H191V132H192ZM228 130H229V129H228ZM236 130H237V129H236ZM18 131H19V132H18ZM27 131H28V132H27ZM83 131H84V130H83ZM145 131H146V130H145ZM173 131H174V130H173ZM215 131H216V130H215ZM217 131H218V130H217ZM17 132H18L19 134H18ZM21 132H22V134L24 135V137L22 136V139L25 138V137L28 138L29 136H31V138H34V137L36 136L35 139H36L37 137H39V138H37V139H38V141H39V140H40V141L38 142L37 139H36V141H35V139H31L30 137H29L30 139H29V138H28V139L25 138L24 141L30 142V144L28 143V146H29V145H30V146L32 145L33 147H32V146H31V147L29 146V147H26V148H25V151H24V149H23V151H22V150L20 151L19 148L22 149L21 147L23 146V145H22V143H23V142H22V139H21V138L19 139V136L22 135ZM24 132H25V133H24ZM26 132H27V133H26ZM36 132H37V134H35ZM59 132H60V131H59ZM97 132H98V131H97ZM102 132H103V131H102ZM105 132H106V131H105ZM127 132H128V131H127ZM141 132H142V131H141ZM143 132H144V131H143ZM149 132H150V131H149ZM184 132H185V131H184ZM188 132L190 133V131H188ZM203 132H204V131H203ZM205 132H206V130H205ZM205 132H204V133H205ZM208 132H209V131H208ZM210 132H211V131H210ZM219 132H220V131H219ZM5 133H4V134H5ZM16 133H17L18 135H17ZM30 133H31V135H30ZM60 133H61V132H60ZM62 133H63V132H62ZM62 133H61V135H62ZM79 133H80V132H79ZM93 133H94V132H93ZM129 133H130V132H129ZM189 133H188V134H189ZM254 133H255V132H254ZM26 134L29 135V136H26ZM32 134H34L35 136L32 135ZM38 134H39V135H38ZM46 134H45V135H46ZM133 134H134V133H133ZM190 134H191V133H190ZM194 134H196V133H194ZM37 135H38V136H37ZM45 135H44V136H45ZM88 135H89V133H88ZM100 135H101V134H100ZM127 135H128V134H127ZM143 135H144V134H143ZM212 135H213V134H212ZM227 135H228V133H227ZM13 136H12V137H13ZM67 136H68V134H67ZM94 136H95V135H94ZM113 136H114V135H113ZM129 136H130V135H129ZM150 136H151V135H150ZM161 136H162V135H161ZM173 136H174V135H173ZM191 136H193V135H191ZM194 136H195V135H194ZM233 136H234V135H233ZM136 137H137V136H136ZM155 137H156V136H155ZM164 137H165V136H164ZM169 137H170V136H169ZM178 137H180V136H178ZM215 137H216V136H215ZM222 137H223V135H222ZM240 137H241V135H240ZM40 138H41V139H42V138L44 139L43 144H41V141H42V140H41ZM45 138H46V137H45ZM82 138H83V137H82ZM170 138H171V137H170ZM186 138H188V137L186 136ZM191 138H192V137H191ZM216 138H217V137H216ZM64 139H65V138H64ZM64 139H63V140H64ZM66 139H67V138H66ZM69 139H70V138H69ZM96 139H97V138H96ZM131 139H132V138H131ZM162 139H163V138H162ZM192 139H193V138H192ZM192 139H191V140H192ZM4 140H2V141H4ZM10 140H11L13 143H15V146H14V144H13V146H12V143L10 142ZM18 140H21V141H20V144H19V142H17ZM28 140H31V141H28ZM61 140H62V139H61ZM75 140H76V139H75ZM86 140H87V139H86ZM121 140H122V139H121ZM132 140H133V139H132ZM171 140H172V139H171ZM198 140H199V139H198ZM219 140H220V139H218V141H219ZM95 141H96V140H95ZM136 141H137V140H136ZM188 141H189V140H188ZM215 141H216V140H215ZM34 142H35L36 144H35ZM55 142H56V141H55ZM161 142H162V141H161ZM209 142H210V141H209ZM216 142H217V141H216ZM9 143H10V144H9ZM25 143H26V142H25ZM37 143H38V144H37ZM85 143H86V142H85ZM93 143H94V142H93ZM105 143H106V142H105ZM165 143H166V142H165ZM191 143H192V142H191ZM193 143H194V142H193ZM226 143H227V142H226ZM26 144H27V143H26ZM33 144H34L35 146H34ZM132 144H133V143H132ZM132 144H127V145H130V149L133 148V147H135V146L137 145L136 143H134V144H136V145H134V144L132 145ZM147 144H148V143H147ZM169 144H170V143H169ZM171 144H172V142H171ZM219 144H220V143H219ZM229 144H230V143H229ZM62 145H63V144H62ZM85 145H86V144H85ZM131 145H132V146H131ZM188 145H189V144H188ZM194 145H195V143H194ZM211 145H212V144H211ZM19 146H20V147H19ZM37 146H38V147H37ZM46 146H48V145H46ZM91 146H92V145H91ZM141 146H142V145H141ZM141 146H139V147H141ZM175 146H176V145H175ZM203 146H204V145H203ZM207 146H208V145H207ZM34 147H35V149H33ZM36 147H37V149H39V148H40V149L37 151ZM78 147H79V145H78ZM82 147H83V146H82ZM93 147H94V146H93ZM197 147H198V146H197ZM216 147H217V146H216ZM3 148L7 149V150L10 151V152H7V150H5V149H3ZM28 148H29L30 150L32 149L31 152L29 151ZM53 148H54V147H53ZM99 148H100V146H99ZM166 148H167V147H166ZM195 148H196V147H195ZM210 148H211V147H210ZM227 148H228V146H227ZM26 149H27L28 151H27ZM59 149H61V148H59ZM66 149H67V148H66ZM66 149H65V150H66ZM83 149H85V148H83ZM93 149H94V148H93ZM122 149H123V150L120 152V154H121V155L123 154V155H122V156L119 155L120 158H118L119 160H118V162L116 163V164H120V169L117 168V169H119V170H117L118 173H116V181H114V182L116 183V186H117L118 188L121 187V188H122V191L124 190L123 193H122L123 195H122L120 192H119V194L122 195V196H121V197H122V200L125 201L124 198L126 197V193H127V191H128V188H127V187L125 188V186H127V184H125L126 181H124V177H125V176L127 177V176L129 175V177H127L128 179H127V178H126V179H127L130 183L132 182L131 185H133V184H136V181H137V179L139 178V177L136 176V174H138V176L141 175V174H140V169H139L140 167H138V171H139V173L137 172L136 174H135V172L137 171V168H136V167H135V169H133V172L135 171L134 174H133L132 171H130V170H132V168H129V169H128V167L131 165V163H129L128 161H130L129 158H130V159H133L134 157H136L137 155L139 156L140 154H138V153L136 152V151L139 152V148H137V149L134 150V151L131 149L132 152H131V151H130V152L132 153L133 156L128 155V156L126 157L125 154L128 152V149L126 148V144H125V147L122 148ZM169 149H170V148H169ZM190 149H191V148H190ZM192 149H193V148H192ZM228 149H229V148H228ZM2 150L6 151L7 153L2 152ZM17 150H19V151H18V155H17V153H16ZM33 150H34V151L36 150V151H35L36 153H33V152H34ZM61 150H62V149H61ZM71 150H72V149H71ZM124 150H125V151H124ZM140 150H141V148H140ZM144 150H146V149H144ZM175 150H176V149H175ZM188 150H189V149H188ZM193 150H195V149H193ZM219 150H220V149H219ZM26 151L31 153V154L28 153V154H30L28 157H25V155H26V153H27ZM91 151H92V150H91ZM91 151H90V152H91ZM107 151H108V150H107ZM119 151H120V150H119ZM119 151H118V152H119ZM147 151H148V150H147ZM216 151H218V150H216ZM228 151H229V150H228ZM263 151H264V150H263ZM53 152H54V151H53ZM73 152H74V151H73ZM134 152H135V153H134ZM166 152H167V151H166ZM174 152H175V151H174ZM191 152H192V151H191ZM191 152H190V153H191ZM198 152H200V151H198ZM212 152H213V151H212ZM224 152H225V150H224ZM8 153H9V154H8ZM10 153H12V154H14V155H15V153H16V155H15V156H14V155L12 156V155H10ZM19 153H20V154H19ZM40 153H41V151H40ZM71 153H72V152H71ZM80 153H81V152H80ZM84 153H85V152H84ZM87 153H88V152H87ZM91 153H92V152H91ZM153 153H154V152H153ZM156 153H157V152H156ZM196 153H197V152H196ZM196 153H195V154H196ZM23 154H24V155H23ZM28 154H27V155H28ZM150 154H151V153H150ZM161 154H162V153H161ZM161 154H160V158H161ZM169 154H170V153H169ZM173 154H174V153H173ZM175 154H177V153H175ZM220 154H221V153H220ZM21 155H22L23 157H22ZM39 155H41V154H39ZM65 155H66V154H65ZM84 155H85V154H84ZM110 155H111V154H110ZM185 155H186V154H185ZM214 155H215V153H214ZM31 156H32V157H31ZM68 156H69V155H68ZM124 156H125L126 158H124ZM129 156H130V157H129ZM138 156L136 157V159H138ZM142 156H143V155H142ZM145 156H146V155H145ZM165 156H166V155H165ZM167 156H168V155H167ZM1 157H2V159H1ZM15 157H16V158H15ZM18 157H19V159H18ZM20 157H21L22 159H24L25 161H26V159H27V161H28L29 163L26 162V163L23 165V164H22L23 161L21 160ZM24 157H25L26 159H25ZM60 157H61V156H60ZM60 157H59V158H60ZM157 157H158V155L156 156V158H157ZM199 157H200V155H199ZM229 157H230V156H229ZM10 158H9L8 160H10ZM13 158H12L11 160L14 161ZM113 158H114V157H113ZM122 158H123L124 160H123ZM188 158H189V157H188ZM191 158H192V157H191ZM215 158H216V157H215ZM222 158H223V157H222ZM31 159H33V161H32L33 163L31 162ZM36 159H37V160H36ZM41 159H42V158H41ZM51 159H52V158H51ZM86 159H87V158H86ZM91 159H92V158H91ZM126 159H127L128 161H127ZM173 159H174V158H173ZM194 159H195V158H194ZM211 159H212V158H211ZM62 160H63V159H62ZM65 160H66V158H65ZM88 160H89V159H88ZM121 160H122V161H121ZM163 160H164V159H163ZM191 160H192V159H191ZM191 160H190V161H191ZM203 160H204V159H203ZM220 160H221V159H220ZM1 161H0V162H1ZM45 161H46V160H45ZM49 161H50V160H49ZM78 161H79V160H78ZM101 161H102V160H101ZM101 161H100V162H101ZM107 161H109V159H108ZM124 161H125V162H124ZM167 161H168V160H167ZM199 161H200V160H199ZM216 161H217V160H216ZM225 161H226V160H225ZM6 162H7V163H6ZM42 162H43V161H42ZM54 162H55V161H54ZM79 162H80V161H79ZM100 162H99V163H100ZM110 162H112V161H110ZM126 162H127V165H126ZM133 162H136V161L134 160ZM143 162H144V161H143ZM143 162H142V163H143ZM200 162H201V161H200ZM212 162H213V161H212ZM27 163H28V164H27ZM30 163H31L32 165H31ZM121 163H122V164L124 163V164L122 165ZM231 163H232V162H231ZM0 164H3V163L1 162ZM26 164H27V165H26ZM29 164H30V165H29ZM61 164H62V163H61ZM128 164H129V166H128ZM212 164H213V163H212ZM212 164H211V166H212ZM234 164H235V163H234ZM25 165H26V166H25ZM28 165H29V167H28ZM33 165H34V166H33ZM49 165H50V164H49ZM72 165H73V164H72ZM88 165H89V164H88ZM88 165H86V166H88ZM95 165H96V164H95ZM148 165H149V164H148ZM166 165H167V164H166ZM207 165H208V164H207ZM12 166H13V168L16 167V169H15L14 171H13ZM21 166H23V167L25 166V167H24L25 169H24L23 167H22L23 170L20 169ZM32 166H33V168H32ZM56 166H58V165L56 164ZM64 166H65V165H64ZM64 166H63V167H64ZM107 166H108V164H107ZM116 166H117V165H116ZM122 166H124L125 168L122 167ZM127 166H128V167H127ZM144 166H145V165H144ZM170 166H171V165H170ZM201 166H202V165H201ZM201 166L199 165V167H201ZM204 166H205V165H204ZM217 166H218V165H217ZM217 166H216V167H217ZM231 166H232V165H231ZM19 167H20V168H19ZM26 167H28V168H26ZM90 167H92V166L90 165ZM90 167H89V168H90ZM96 167H97V166H96ZM99 167H100V166H99ZM202 167H203V166H202ZM202 167H201V168H202ZM224 167H225V166H224ZM1 168H0V169H1ZM30 168H32V169H30ZM43 168H44V167H43ZM51 168H52V167H51ZM80 168H81V166H80ZM83 168H84V167H83ZM89 168H88V169H89ZM104 168H105V167H104ZM106 168H107V167H106ZM114 168H115V166H114ZM114 168H113V169H114ZM141 168H142V166H141ZM147 168H148V167H147ZM189 168H190V166L188 165V170L190 171L191 168H190V169H189ZM208 168H209V167H208ZM17 169H18V170H17ZM26 169H27V172H28V170H31V171H29V172L27 173V172H26ZM67 169H68V168H67ZM122 169H123V170H122ZM183 169H184V168H183ZM195 169H196V168H195ZM206 169H207V167H206ZM212 169H213V168H212ZM19 170H20V171H19ZM48 170H49V169H48ZM50 170H51V169H50ZM61 170H62V169H61ZM74 170H75V169H74ZM111 170H112V169H111ZM124 170H125V173H126V174L123 172ZM126 170H127V171H126ZM150 170L152 171V169H150ZM165 170H166V169H165ZM10 171H11V172H10ZM16 171H19V172H16ZM21 171H22V173H21ZM51 171H52V170H51ZM55 171H56V170H55ZM58 171H59V170H58ZM68 171H69V170H68ZM106 171H107V170H106ZM114 171H115V169L112 170L111 173L114 172ZM121 171H122V172H121ZM128 171H129V172H128ZM185 171H186V170H185ZM194 171H195V170H194ZM199 171H200V170H199ZM23 172H24V174H23ZM60 172H61V171H60ZM100 172H101V171H100ZM120 172H121V174H120ZM152 172H153V171H152ZM200 172H201V171H200ZM200 172H199V173H200ZM209 172H210V171H209ZM214 172H215V171H214ZM214 172H212V173H214ZM217 172H218V171H217ZM17 173H18V174H17ZM20 173L23 174V175H22L23 177H24V176H27L29 173H30V174H29L27 177L23 178V177L20 176V175H21ZM111 173H110V174H111ZM127 173H129V174H127ZM131 173H132V174H131ZM154 173H155V172H154ZM173 173H174V172H173ZM187 173H188V175H190L189 172H187ZM205 173H206V172H205ZM207 173H208V172H207ZM238 173H239V172H238ZM117 174H119V175L122 177L123 181L118 182V181L121 180V177L119 176L120 179L118 178V180H117ZM130 174H131V175H130ZM191 174H192V173H191ZM112 175H113V173H112ZM124 175H125V176H124ZM164 175H165V173H164ZM207 175H208V174H207ZM7 176H8V177H7ZM61 176H62V174H61ZM132 176H133V177H132ZM167 176H168V175H167ZM167 176H165V177L167 178ZM209 176H211V175H209ZM11 177H12V178H11ZM13 177H14V179H15V178H16V179L14 180ZM19 177H21V178H19ZM77 177H78V176H77ZM149 177H150V174H149ZM207 177H208V176H207ZM222 177H223V176H222ZM0 178L2 179V177H0ZM18 178H19V179H18ZM52 178H53V177H52ZM61 178H62V177H61ZM114 178H115V175H113V180H115ZM129 178H130V179H129ZM131 178H134L135 180L133 179V181H132ZM150 178H151V177H150ZM163 178H164V177H163ZM176 178H177V177H176ZM187 178H188V177H187ZM190 178H191V177H190ZM194 178H196V177L194 176ZM200 178H201V177H200ZM213 178H214V177H213ZM219 178H220V177H219ZM29 179H30V177H29ZM29 179H28V180L25 179V181H28V182L26 183L27 185H28V183H29ZM65 179H66V178H65ZM103 179H106V178H103ZM103 179H102V180H103ZM155 179H158V177L155 178ZM155 179H154V180H155ZM192 179H193V178H192ZM198 179H199V178H198ZM17 180H19V182H20L21 180H23V181H21V182H23V184L21 185V182H20V183H17ZM47 180H48V179H47ZM50 180H51V179H50ZM75 180H76V179H75ZM78 180H79V179H78ZM130 180H131V181H130ZM163 180H164V179H163ZM188 180H189V178H188ZM195 180H196V179H195ZM6 181H7V180H6ZM9 181H10V180H9ZM9 181H8V183H9ZM41 181H42V180H41ZM48 181H49V180H48ZM52 181H53V180H52ZM52 181H51V182H52ZM65 181H66V180H65ZM99 181H100V179H99ZM192 181H193V180H192ZM203 181H204V180H203ZM221 181H222V180H221ZM224 181H225V180H224ZM1 182H3L2 184H5L4 186H7V185H8L6 182L4 183V181H1ZM63 182H64V181H63ZM66 182H67V181H66ZM72 182H73V181H72ZM72 182H71V183H72ZM90 182H91V181H90ZM90 182H86V183H90ZM92 182L94 183V181H92ZM103 182L105 183V181H103ZM117 182H118L119 184H118ZM145 182H146V181H145ZM42 183H43V182H42ZM57 183H58V182H57ZM112 183H113V182H112ZM115 183H114V185H115ZM122 183L124 184V188H123V184H122ZM156 183H157V182H156ZM18 184H19V185H18ZM50 184H51V183H50ZM64 184H65V182H64ZM68 184H70V183H68ZM117 184H118V185H117ZM209 184H210V183H209ZM14 185H15V186H14ZM16 185H18V186H16ZM20 185H21V186H20ZM27 185H26V186H27ZM100 185H101V183H100ZM138 185H139V186H138L137 188H138V189L140 188V190H141L140 192H139V191H136V193H134L135 191H133L132 188H129V191H128V192H130V195L132 196V199H131V200H132L133 202H134V201H137V202H134V204H135V203H138L139 200L144 204V203H145V201H144V198H145V197H142V195H144L143 190H142V188H141V187H142V182H141L140 184H138ZM152 185H153V184H152ZM214 185H215V184H214ZM223 185H224V184H223ZM4 186H3V187H4ZM13 186H14V187H13ZM45 186H47V185H45ZM55 186H56V185H55ZM183 186H184V185H183ZM191 186H192V185H191ZM15 187H16V188H15ZM17 187H19L20 193H19V190H18V191L15 190V191H13V192H14L13 194H15V193H16V194H15V195H12L13 197H12V196H9L10 193H11V189H12V188H13V189H14V188H15V189H18ZM23 187H24V188H23ZM57 187H58V186H57ZM75 187H77V186H75ZM75 187H74V188H75ZM79 187H81V186H79ZM85 187H86V186H85ZM87 187H88V186H87ZM94 187H95V186H94ZM117 187L115 188V186H113V188L116 189V192H117V190H119V189H117ZM134 187L136 188V186H134ZM151 187H152V186H151ZM173 187H174V186H173ZM176 187H177V186H176ZM178 187H180L179 184H178ZM185 187H186V186H185ZM187 187H188V186H187ZM227 187H228V186H227ZM59 188H62V187H59ZM105 188H107V187H105ZM166 188H167V187H166ZM193 188H194V187H193ZM196 188H197V187H196ZM203 188H204V187H203ZM230 188H231V187H230ZM72 189H73V188H72ZM75 189H76V188H75ZM88 189H89V187H88ZM101 189H102V188H101ZM217 189H218V187H217ZM32 190H33V188H32ZM32 190L29 191V189H28L29 192H31ZM68 190H69V189H68ZM70 190H71V189H70ZM107 190H108V189H107ZM120 190H121V189H120ZM147 190H148V189H147ZM169 190H170V189H169ZM227 190H228V189H227ZM28 191H26V192H28ZM48 191H49V190H48ZM75 191H76V190H75ZM125 191H126V192H125ZM132 191H133V192H132ZM201 191H202V189H201ZM224 191H225V190H224ZM224 191H223V192H224ZM1 192H0V194H1ZM23 192H24V190H23ZM36 192H37V191H35V193H36ZM107 192H108V191H107ZM138 192H139V193H143V194H140V198H138V197H139V196H138V194H139ZM205 192H206V191H205ZM79 193H81V192H79ZM117 193H118V192H117ZM117 193H116V194H117ZM149 193H150V192H149ZM186 193H187V192H186ZM192 193H193V192H192ZM192 193H191V194H192ZM197 193H198V192H197ZM202 193H203V192H202ZM220 193H221V192H220ZM232 193H233V192H232ZM4 194H3V195H4ZM17 194H18V195H17ZM24 194H27V193H24ZM24 194H22V195H24ZM60 194H62V193H60ZM136 194H137V195H136ZM169 194H170V193H169ZM211 194H212V193H211ZM117 195H118V194H117ZM117 195H115V196L117 197ZM135 195H136V196H135ZM161 195H162V194H161ZM165 195H166V194H165ZM179 195H180V194H179ZM195 195H196V194H195ZM199 195H200V193H199ZM16 196H17V197H16ZM20 196H21V195H20ZM108 196H109V195H108ZM108 196H107V197H108ZM163 196H164V195H163ZM182 196H183V195H182ZM189 196H190V194H189ZM192 196H193V195H192ZM212 196H213V194H212ZM234 196H235V195H234ZM61 197H62V196H61ZM63 197H64V196H63ZM83 197H84V196H83ZM89 197H90V196H89ZM134 197H137V199H135ZM165 197H166V196H165ZM179 197H180V196H179ZM20 198L22 199V196H21ZM56 198H57V197H56ZM141 198H142V199H141ZM3 199H4V196H3ZM103 199H105V198H103ZM115 199H117V198H115ZM178 199H179V198H178ZM193 199H194V198H193ZM28 200H29V199H28ZM57 200H58V199H57ZM166 200H167V199H166ZM213 200H215V199H213ZM237 200H238V199H237ZM15 201H16V200H15ZM34 201H35V200H34ZM38 201H39V200H38ZM103 201H104V200H103ZM189 201H191V200H189ZM192 201H193V200H192ZM199 201H201V200H199ZM206 201H207V200H206ZM228 201H229V200H228ZM117 202H118V201H117ZM185 202H187V201H185ZM4 203L7 204V202H4ZM37 203H38V202H37ZM42 203H43V202H42ZM87 203H88V202H86V204H87ZM142 203H141V204H142ZM165 203H166V202H165ZM189 203H191V202H189ZM193 203H194V201H193ZM224 203H225V202H224ZM12 204H13V202H11V203L9 202V205H12ZM81 204H82V203H81ZM115 204H116V203L114 202L113 205L115 206ZM128 204H129V203H128ZM141 204L139 205V207H140V206H144V207L147 206L146 204H144V205H141ZM150 204H151V203H150ZM201 204H203V202H202ZM9 205H8V206H9ZM21 205H22V204H21ZM23 205H24V204H23ZM62 205H63V204H62ZM79 205H80V204H79ZM101 205H102V204H101ZM113 205H112V206H113ZM116 205H117V204H116ZM135 205H137V204H135ZM145 205H146V206H145ZM186 205H187V204H186ZM189 205H190V204H189ZM239 205H240V203H239ZM67 206H68V205H67ZM80 206H81V205H80ZM84 206H85V204H84ZM86 206H87V205H86ZM175 206H176V205H175ZM181 206H182V205H181ZM196 206H197V205H196ZM227 206H228V205H227ZM41 207L43 208L42 205H41ZM44 207H45V206H44ZM81 207H82V206H81ZM116 207H117V206H116ZM116 207H115V208H116ZM118 207H119V206H118ZM134 207H135V206L133 205V207H132V211H133V208H134ZM139 207H138V211H139V210H142V208H141V207L139 208ZM144 207H143V210L147 209V207H146V208H144ZM173 207H174V206H173ZM179 207H180V206H179ZM191 207H193V206H191ZM197 207H198V206H197ZM204 207H205V206H204ZM216 207H217V206H216ZM231 207H232V206H231ZM3 208L5 209L6 207L3 206ZM160 208H161V206H160ZM229 208H230V207H229ZM9 209L11 210V209H13V207H11V208H9ZM9 209H8V210L5 209V211H6V213H5L6 216H9V212H8V214H7V211H9ZM40 209H41V208H40ZM44 209H45V208H44ZM46 209H47V208H46ZM83 209H84V208H83ZM120 209H121V207H120ZM161 209H162V208H161ZM201 209H204V208H201ZM205 209H206V208H205ZM14 210H15V209H14ZM62 210H63V209H62ZM79 210H80V209H79ZM94 210H95V209H94ZM116 210H117V209H116ZM128 210H129V208H128ZM143 210H142V211H143ZM199 210H200V209H199ZM242 210H243V209H242ZM5 211L2 209V212H5ZM39 211H40V210H39ZM56 211H57V210H56ZM69 211H70V210H69ZM106 211H107V210H106ZM130 211H131V210H130ZM132 211H131L130 215L133 214ZM142 211H139V212L137 213V215H138V216L136 215L137 217H136V216H133L134 218H136V220L132 217L133 219L131 218V220H132V221H131V220H130V217H131L130 215H127V217H128L129 219H127V217H125V220H124V218H123V220H121V222H122V226H121V228H120V225H121L120 221H119L120 225H119V223H118V225H116V224H115L116 222H115L114 224L112 223L113 225H116L115 228H117V229L119 228V229H118L119 232H118V231H117V232L114 231L113 226H109V225H112V224H110V223L108 224V226H109V230L112 229L111 231H114V233L116 232L117 234H116V233H115V234H116L117 236H118V234H120V237L118 236L119 238L117 237V238H118V240H117V238H116V239L113 238V236L115 237L116 235H115L113 232L109 231V232H111V233L113 234V236H111L110 238H111V239L113 238V241H114V240L119 241V242H118V243H119L118 246H119V247L122 246L123 249H124L126 246H128V247H126V250L128 251L127 253H128L129 255H124V253H123L122 251H121V253H118V252L116 251V253H118V254H122V253H123L124 258H125V256H126V258H127L126 260H127V261L132 260V262H131V263H128V264H135V262L137 263L138 260L136 261V259H137V257H139V254L141 253L140 251H142L141 249H140V251H138V249L135 247L134 244L132 245V248H131V244H132V243H131V244L128 243L129 240H131L132 238H134V239H136L135 244L137 243L136 245L138 246V243L141 241L140 238H139V242H138V239H137V237H136L134 234H136L137 236H141V231H140V230H142V225H141L140 223H142L141 220H142L143 218L145 219V216L142 218L140 215H141V214H142V215L147 214V213H144V212L142 213ZM153 211H154V210H153ZM181 211H182V210H181ZM200 211H201V210H200ZM218 211H219V210H218ZM12 212H13V211H12ZM37 212H38V211H37ZM45 212H46V211H45ZM103 212H104V211H103ZM112 212H113V211H112ZM121 212H122V211L119 210V214L122 216L123 212H122V213H121ZM140 212H141V213H140ZM158 212H159V211H158ZM161 212H162V211H161ZM204 212H205V211H204ZM208 212H209V211H208ZM13 213H14V212H13ZM38 213H39V212H38ZM40 213H41V212H40ZM99 213H100V212H99ZM113 213H114V212H113ZM125 213H126V212H125ZM125 213H124V214H125ZM149 213H150V212H149ZM182 213H184V212H182ZM197 213H198V212H197ZM230 213H231V211H230ZM10 214H11V213H10ZM36 214H37V213H36ZM44 214H45V213H44ZM48 214H49V213H48ZM50 214H51V213H50ZM96 214H97V213H96ZM175 214H176V213H175ZM186 214H187V213H186ZM198 214H199V213H198ZM198 214H197V215H198ZM201 214H202V213H201ZM77 215H78V214H77ZM79 215H80V214H79ZM154 215H155V214H154ZM166 215H167V214H166ZM205 215H208V214L205 213ZM224 215H225V214H224ZM10 216H11V215H10ZM43 216H44V215H43ZM64 216H65V215H64ZM72 216H73V215H72ZM95 216H97V215H95ZM99 216H101V215H99ZM109 216H110V215H109ZM121 216H120V217H121ZM123 216H124V215H123ZM162 216H163V215H162ZM184 216H185V215H184ZM190 216H191V215H190ZM203 216H204V215H203ZM46 217H47V215H46ZM65 217H66V216H65ZM82 217H83V216H82ZM92 217H94V216H92ZM104 217H105V216H104ZM111 217H112V216H111ZM114 217H117V215L114 216ZM120 217H117V218L120 219ZM153 217H154V216H153ZM185 217H186V216H185ZM224 217H225V216H224ZM101 218H102V216H101ZM105 218H106V217H105ZM109 218H110V217H109ZM155 218H156V217H155ZM166 218H167V217H166ZM172 218H173V217H172ZM186 218H187V217H186ZM203 218H204V217H203ZM209 218H210V216H209ZM56 219H57V218H56ZM77 219H78V218H77ZM81 219H82V218H81ZM89 219H91V218H89ZM92 219H93V218H92ZM99 219H100V218H99ZM140 219H141V220H140ZM158 219H159V218H158ZM161 219H162V218H161ZM175 219H176V218H175ZM193 219H195V218H193ZM25 220H26V219H25ZM42 220H43V219H42ZM64 220H65V219H64ZM72 220H73V219H72ZM110 220H111V219H110ZM126 220H127V221L130 220V223L132 222L131 224H132L133 226L129 223V221L126 223ZM196 220H197V219H196ZM219 220H220V219H219ZM4 221H5V220H4ZM50 221H51V220H50ZM75 221H76V220H75ZM82 221H83V219H82ZM89 221L91 222V220H89ZM111 221H112V220H111ZM124 221H125L126 224H124ZM142 221H143V220H142ZM147 221H148V220H147ZM187 221H188V219H187ZM232 221H233V218H232ZM235 221H236V220H235ZM1 222H2V220H1ZM5 222H6V221H5ZM56 222H57V221H56ZM72 222H73V221H72ZM99 222H101V221H99ZM104 222H105V221H104ZM134 222H136V223H134ZM139 222H140V223H139ZM183 222H184V220H183ZM185 222H186V221H185ZM196 222H197V221H196ZM199 222H200V220H199ZM219 222H220V221H219ZM2 223H3V222H2ZM2 223H1V225H2ZM7 223L9 224V221H7ZM43 223H44V222H43ZM48 223H49V222H48ZM50 223H53V222H50ZM65 223H66V222H65ZM91 223H92V222H91ZM91 223H90V224H91ZM170 223H172V222H170ZM170 223H169V224H170ZM194 223H195V222H194ZM206 223H207V222H206ZM244 223H245V222H244ZM74 224H75V223H74ZM76 224H77V223H76ZM79 224H80V223H79ZM79 224H78V225H79ZM85 224H87V223H85ZM128 224H129V226L131 225V228H130V227L128 228ZM134 224H135V225H134ZM137 224H138V226H136ZM164 224H165V223H164ZM175 224H176V223H175ZM175 224H174V225H175ZM187 224H188V223H187ZM211 224H212V223H211ZM4 225H5V223H4L2 226H0V233H2V234H4V233H3V229H4L5 227H6V228L8 227V226H6V225H5V227H4ZM19 225H20V224H19ZM48 225H50V224H48ZM82 225H83V224H82ZM102 225H103V224H102ZM123 225H124V226H123ZM125 225H126V226H125ZM161 225H162V224H161ZM198 225H199V224H198ZM213 225H214V224H213ZM213 225H212V226H213ZM219 225H220V224H219ZM245 225H246V224H245ZM43 226H44V225H43ZM53 226H55V225H53ZM53 226L51 225V229H52ZM103 226H104V225H103ZM139 226H140V227H139ZM143 226H144V225H143ZM165 226H166V225H165ZM184 226H185V225H184ZM207 226H208V224H207ZM1 227L3 228V229H2V232H1ZM45 227H47V226H45ZM70 227H71V226H70ZM72 227H73V226H72ZM74 227H75V226H74ZM85 227H86V226H85ZM97 227H98V226H97ZM97 227L95 226L94 228H97ZM111 227H112V228H111ZM123 227H125V231H128V232H124L123 229H122ZM134 227H135L136 229H135ZM158 227H159V226H158ZM169 227H170V226H169ZM172 227H173V226H172ZM182 227H183V226H182ZM185 227H186V226H185ZM187 227H188V226H187ZM193 227H194V226H193ZM232 227H233V225H232ZM6 228H5V230H6ZM56 228H57V226H56ZM65 228H66V227H65ZM89 228H90V227H89ZM102 228H103V227H102ZM154 228H155V227H154ZM178 228H179V227H178ZM197 228H198V227H197ZM210 228H211V227H210ZM221 228H222V227H221ZM235 228H236V227H235ZM27 229H28V228H27ZM79 229H80V228H78V230H79ZM117 229H116V230H117ZM120 229H121V230H120ZM126 229H127V230H126ZM129 229H130V230H129ZM133 229H134L135 231H134ZM150 229H151V228H150ZM161 229H162V228H161ZM163 229H164V228H163ZM168 229H169V228H168ZM244 229H245V228H244ZM5 230H4V232H5ZM23 230H24V229H23ZM69 230H70V229H69ZM72 230H73V229H72ZM80 230H81V229H80ZM136 230H137V232H136ZM198 230H200V229H198ZM198 230H197V231H198ZM227 230H228V229H227ZM15 231H16V230H15ZM50 231H51V230H50ZM58 231H59V230H58ZM91 231H92V233L94 232L92 229H91ZM91 231H90V233H91ZM99 231H100V230H99ZM129 231H130V232H129ZM138 231H139V232H138ZM212 231H213V230H212ZM221 231H222V229H221ZM231 231H232V230H231ZM235 231H236V230H235ZM29 232H30V231H29ZM29 232H28V233H29ZM56 232H57V231H56ZM60 232H61V231H60ZM76 232H77V230H76ZM83 232H84V231H83ZM96 232H97V231H96ZM104 232H105V231H104ZM109 232H108V233H109ZM122 232H123V233H122ZM134 232H135V233H134ZM170 232H171V231H170ZM198 232H199V231H198ZM198 232H197V233H198ZM208 232H209V231H208ZM222 232H223V231H222ZM228 232H229V231H228ZM233 232H234V230H233ZM13 233H14V232H13ZM79 233H80V231H79ZM84 233H85V232H84ZM86 233H87V232H86ZM90 233L88 232V235H89ZM92 233H91V234H92ZM94 233H95V232H94ZM105 233H107V232H105ZM108 233H107V234H108ZM125 233H126V235L128 236L129 240L127 239V236H126V239H125V238H124V239L122 238V237L125 236ZM130 233H134V234H133L134 236H133L132 234H130ZM174 233H175V232H174ZM174 233H173V234H174ZM213 233H214V232H213ZM219 233H220V232H219ZM37 234H38V233H37ZM42 234H43V233H42ZM72 234H74V233H72ZM77 234H78V233H77ZM102 234H103V233H102ZM107 234H106V235H107ZM112 234H110V235H112ZM122 234H124V235H122ZM149 234H150V233H149ZM209 234H210V233H209ZM221 234H222V233H221ZM223 234H224V233H223ZM227 234H228V233H227ZM227 234H225V236H226ZM235 234H236V233H235ZM19 235H20V234H19ZM24 235H25V234H24ZM24 235H23V236H24ZM46 235H47V234H46ZM48 235H50V234H48ZM61 235H62V234H61ZM64 235H65V234H64ZM97 235H98V233H97ZM121 235H122V236H121ZM168 235H169V234H168ZM192 235H193V234H192ZM197 235H200V234H197ZM214 235H215V234H214ZM1 236H2V235H1ZM71 236H72V235H71ZM89 236H90V235H89ZM99 236H100V235H99ZM129 236H130V237L133 236V237H131V239H130ZM153 236H155V235H153ZM158 236H159V235H158ZM161 236H162V235H161ZM178 236H179V235H178ZM209 236L211 237V235H209ZM219 236L221 237L222 235L219 234ZM240 236H241V235H240ZM38 237H39V236H38ZM45 237H46V236H45ZM49 237H50V236H49ZM63 237H64V236H63ZM69 237H70V236H69ZM92 237H93V236H92ZM101 237H102V236H101ZM179 237H180V236H179ZM13 238H14V237H13ZM22 238H23V237H22ZM39 238H40V237H39ZM39 238H38V239H39ZM77 238H78V236H77ZM141 238H142V237H141ZM159 238H160V237H159ZM177 238H178V237H177ZM191 238H193V237H191ZM196 238H198V236H197ZM207 238H208V237H207ZM214 238H215V237H214ZM24 239H26V237H25ZM47 239H48V237H47ZM92 239H93V238H92ZM104 239H105V238H104ZM111 239H109V240H111ZM121 239H122V240H121ZM169 239H170V238H169ZM198 239H199V238H198ZM212 239H213V238H212ZM240 239H241V238H240ZM28 240H29V239H28ZM60 240H61V239H60ZM63 240H64V239H63ZM67 240H68V239H67ZM72 240H73V239H72ZM100 240H101V239H99V242H100ZM105 240H107V237H106ZM120 240H121V241H120ZM126 240H128V241H126ZM158 240H159V239H158ZM189 240H190V239H189ZM194 240H195V239H194ZM201 240H202V239H201ZM201 240H200V242H201ZM223 240H225V239L223 238ZM20 241H21V239H20ZM25 241H26V240H25ZM48 241H49V240H48ZM76 241H78V240L76 239ZM76 241H75V242H76ZM87 241H88V240H87ZM107 241H108V240H107ZM116 241L113 242V243L117 244ZM122 241H123V242H122ZM206 241H207V240H206ZM209 241H210V240H209ZM213 241H214V240H213ZM32 242H34V241H32ZM44 242H45V241H44ZM57 242H58V241H57ZM61 242H62V241H61ZM71 242H72V241H71ZM82 242H83V241H82ZM84 242H85V241H84ZM93 242H94V241H93ZM121 242H122V244H120ZM124 242H125L126 244H128V245H124V244H125ZM162 242H163V241H162ZM166 242H167V241H166ZM215 242H216V241H215ZM215 242H214V243H215ZM223 242H225V241H223ZM238 242H239V241H238ZM26 243H27V242H26ZM29 243H30V242H29ZM34 243H35V242H34ZM41 243H42V242H41ZM54 243H55V242H54ZM91 243H92V242H91ZM105 243H106V242H105ZM107 243H109V242H107ZM113 243H112V244H113ZM123 243H124V244H123ZM141 243H142V242H141ZM149 243H150V242H149ZM189 243H190V242H189ZM221 243H222V242H221ZM12 244H13V243H12ZM76 244H77V242H76ZM78 244H79V241H78ZM92 244H94V243H92ZM115 244H113V246H114ZM139 244H140V243H139ZM190 244H191V243H190ZM197 244H199V243H197ZM13 245H14V244H13ZM80 245H81V243H80ZM80 245H79V246H80ZM100 245H101V244H100ZM160 245H161V244H160ZM163 245H164V244H163ZM200 245H201V244H200ZM209 245H210V244H209ZM212 245H213V242H212ZM215 245H217V244H215ZM235 245H236V244H235ZM25 246H26V244H25ZM79 246H78V247H79ZM110 246H111V245H110ZM110 246H109V247H110ZM116 246H117V245H115L114 247H112V250H114V249L116 250V248H115ZM123 246H125V247H123ZM196 246H197V245H196ZM223 246H224V245H223ZM240 246H241V245H240ZM18 247H19V246H18ZM46 247H48V246H46ZM50 247H51V246H50ZM56 247H57V246H56ZM56 247H55V248H56ZM61 247H62V246H61ZM70 247H71V246H70ZM85 247H86V246H85ZM85 247H84V248H85ZM90 247H91V246H89V248H90ZM98 247H99V246H98ZM104 247H105V245H104ZM109 247H108V248H109ZM138 247H142V244H140V246H138ZM213 247H214V245H213ZM237 247H238V246H237ZM1 248H2V246L0 247V249H1ZM7 248H8V247H7ZM14 248H15V247H14ZM19 248H20V247H19ZM23 248H24V247H23ZM74 248H75V246H74ZM92 248H93V246H92ZM113 248H114V249H113ZM128 248H129V249H128ZM130 248H131V249H130ZM133 248H135L136 250L133 249ZM222 248H223V247H222ZM28 249H29V248H28ZM50 249H51V248H50ZM66 249H67V248H66ZM78 249H79V248H78ZM103 249H104V248H103ZM103 249H102V252L104 253ZM142 249H143V248H142ZM145 249H146V248H145ZM195 249H197V248H195ZM211 249H212V248H211ZM216 249H217V248H216ZM234 249H235V247H234ZM236 249H237V248H236ZM35 250H36V248H35ZM42 250H43V249H42ZM55 250H56V249H55ZM57 250H58V249H57ZM57 250H56V251H57ZM59 250H60V249H59ZM93 250H94V249H93ZM115 250H114L113 252H115ZM156 250H157V248H156ZM156 250H155V251H156ZM230 250H231V248H230ZM237 250H238V249H237ZM10 251H11V250H10ZM17 251H19V250H16V253H17ZM98 251H100V249H98ZM108 251H109V250H108ZM130 251H134V253H133V252H130ZM157 251H158V250H157ZM196 251H197V250H196ZM211 251H213V250H211ZM214 251H215V250H214ZM216 251H217V250H216ZM224 251H225V250H224ZM240 251H241V250H240ZM94 252H95V251H94ZM94 252H93V253H94ZM119 252H120V251H119ZM124 252H125V251H124ZM162 252H163V251H162ZM162 252H161V253H162ZM8 253H9V252H8ZM19 253H20V251L18 252L17 255H19ZM32 253H33V252H32ZM37 253H38V252H37ZM39 253H40V252H39ZM106 253H107V252H106ZM130 253H131V255H130ZM135 253H138V255H136ZM155 253H156V252H155ZM166 253H167V252H166ZM191 253H192V252H191ZM34 254H35V253H34ZM44 254H45V252H44ZM90 254H91V253H90ZM111 254H112V253H111ZM111 254H110V255H111ZM114 254H115V253H114ZM118 254H116V255L118 256L117 259H118L119 261H120V260L122 261L121 258H122L123 256H122V257H121V256L119 257ZM125 254H126V252H125ZM142 254H143V253H142ZM172 254H173V253H172ZM182 254H183V252H182ZM199 254H201V253L199 252ZM228 254H229V253H228ZM230 254H231V253H230ZM17 255L14 254V256H17ZM28 255H29V254H28ZM72 255H73V254H72ZM93 255H94V254H92V256H93ZM106 255H107V254H105L104 256L107 257ZM110 255H109V256H110ZM133 255H136V256H134V258H133V257H132ZM177 255H178V254H177ZM206 255H207V254H206ZM242 255H243V254H242ZM32 256H33V255H32ZM40 256H41V253H40ZM59 256H60V255H59ZM75 256L77 257V255H75ZM94 256H95V255H94ZM96 256H98V255H96ZM112 256H113V255H111L110 258L115 259V258L112 257ZM244 256H245V255H244ZM28 257H29V256H28ZM65 257H66V256H65ZM101 257H102V256H101ZM128 257H131V258L128 259ZM135 257H136V258H135ZM143 257H144V256H143ZM209 257H210V256H209ZM14 258H15V257H14ZM18 258H19V256L17 257V259L15 258L16 260H14V264H20V258H19V259H18ZM26 258H27V257H26ZM42 258H43V257H42ZM49 258H50V257H49ZM71 258H72V257H71ZM87 258H89V257H87ZM95 258H96V257H95ZM102 258H103V257H102ZM119 258H120V259H119ZM156 258H157V257H156ZM161 258H162V257H161ZM195 258H196V257H195ZM217 258H218V257H217ZM3 259H4V258H3ZM39 259H40V258H39ZM73 259H74V258H73ZM100 259H101V258H100ZM112 259H111V260H112ZM117 259L115 260L117 263H116V262L113 263L114 260H113L112 262L110 261V263H111V264H112V263H113V264H119V261H118ZM134 259H135V260H134ZM142 259H143V258H142ZM146 259H147V258H146ZM157 259H158V258H157ZM186 259H187V257H186ZM193 259H194V256H193ZM204 259H205V258H204ZM207 259H208V258H207ZM224 259H225V258H224ZM237 259H239V258H237ZM30 260H31V259H30ZM33 260H34V259H33ZM42 260H43V259H42ZM93 260H94V258H93ZM93 260H92V261H93ZM104 260H105V259H104ZM133 260H134V262H133ZM140 260H141V259H140ZM161 260H162V259H161ZM194 260H195V259H194ZM208 260H209V259H208ZM213 260H214V262H215L214 257H213ZM15 261H17V263H16ZM18 261H19V262H18ZM52 261H53V260H52ZM58 261H59V260H58ZM92 261H91V263H93ZM95 261H96V260H95ZM100 261H102V260H100ZM121 261H120V263H121ZM162 261H163V260H162ZM181 261H182V260H181ZM205 261H206V260H205ZM226 261H227V260H226ZM3 262H4V261H3ZM12 262H13V261H12ZM32 262H33V261H32ZM37 262H38V260H37ZM48 262H49V261H48ZM89 262H90V261H89ZM89 262H88V263H89ZM177 262H178V261H177ZM194 262H195V261H194ZM197 262H198V261H197ZM206 262H209V261H206ZM220 262H221V261H220ZM46 263H47V261H46ZM80 263H81V262H80ZM94 263H95V262H94ZM110 263H109V264H110ZM170 263H171V262H170ZM12 264H13V263H12ZM32 264H33V263H32ZM70 264H72L71 261H70ZM76 264H77V262H76ZM82 264H83V263H82ZM173 264H174V263H173ZM198 264H200V263H198ZM201 264H202V263H201ZM209 264H210V263H209Z\"/></svg>","mask_w":264,"mask_h":264}]
</instances>
